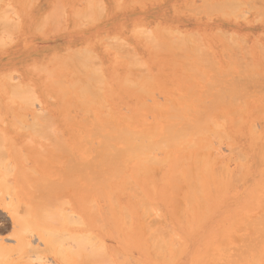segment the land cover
<instances>
[{
	"label": "rangeland",
	"instance_id": "rangeland-1",
	"mask_svg": "<svg viewBox=\"0 0 264 264\" xmlns=\"http://www.w3.org/2000/svg\"><path fill=\"white\" fill-rule=\"evenodd\" d=\"M95 1H96L97 6H95ZM117 1H119V2H117ZM202 1L203 0H121V1L120 0H91V2H90V0L89 1L88 0H75V1L74 0H32V1L31 0H5V1L0 0V11H1L0 16L5 12H7V14H5V15L8 16V17H5L6 20H3L5 18H3L4 15L2 16V18H3L2 20L5 21V27L6 28L4 27V25H2L4 22H1L2 20H0V36H2V37H0V39L3 38L2 41L0 42V131H1L0 137H1L2 133H3L2 137L5 136V139L3 138L2 142H4L3 140H6V138H8L7 141L4 142V144H2V142L0 140V146L3 145L0 148L1 150L3 149L2 151L0 150V152H1L0 155H2L5 152L4 154L6 156L5 155L4 156L7 159V160H5V157H3V155L0 156V163H2L3 161H7V162H11L12 166L10 163L8 164L7 162H4V163H6L5 167H7V169L4 168V166H3L4 163L2 165L1 164L0 165L2 166V169L4 168L3 170L6 172L10 171L12 168L15 167L13 170L10 171L12 174L9 172H7V173L5 172V174H4V171L0 168V173H1L0 174L1 175L0 180H3V182H4V183H2V185L0 184V192L2 191L1 192L2 196L0 195V237L9 239L10 241H8V240L5 241L7 244H10V245L16 244L14 242L15 238H16L14 235L16 229H15V225L13 224V221L11 220V216L13 213H11L12 209L10 208L11 209L10 210L9 207H12V205L14 203L17 204L14 209H16L18 207L17 208L18 210L16 209L17 211L16 210L15 211L18 212L20 210L21 212L19 211L18 213L22 214L23 212L25 213V211H23V210H26V211L28 210V209H26L27 204H29L28 201L30 199H31L30 201H32V200L37 198L36 201H34L37 204L36 206H38V205L41 206L45 210V213L53 214V212H57V210H59L58 213L61 212V214H62V215H60L61 219H62V216L64 217L62 219L63 223H65L64 220H66L65 219L66 217L64 215L65 214L64 211L66 212V215H67L68 210H69L70 214H72L71 212H72V210H74L73 214L79 215L82 218V219L79 218L80 221L83 220L84 222H82V221L81 222H82V224H84V223L85 224L82 225L79 221L78 223H80L81 225H79L77 222H76L77 223V225H76L75 223L72 222L73 221L72 219L70 220L68 218L69 221L66 220L67 224H64L61 227L64 228V230L66 229L68 231L71 229L72 232L73 231H74V233L77 232V234H82L84 232L83 234H85V233H86V235L88 234L87 236L89 238L92 237V235L89 236V234H93V237L94 236L97 237L96 238L97 242L93 241V239H92V241H93L92 244H94V243L98 244V241L99 242L102 241L103 243H105L104 247L101 246V248H104L103 252L104 253L107 252V254L112 258L110 260L108 258L109 256L105 257L106 259L108 258L107 261L109 263L112 262V264L114 263L113 261H115L114 264H122V263H120L121 261L118 259H123L122 260L123 262L125 260L129 259L127 261L131 262L130 264H133V262H136L135 264H216L218 261H219V263L222 262L221 264H223L225 261L224 259H226L228 257L227 255L232 254L230 256V257H232L238 248L239 249L236 251L237 253H239V252L241 253V251L242 252L247 251L249 253L250 251H248V250L251 249L249 257L251 256V254L254 253V251L256 249L252 253V247L250 245H249L250 247L247 245L249 244L250 241L251 242H257L258 238L256 236H254L255 233L253 231L258 230L260 228V226L262 227L264 225V223H262L263 225L259 224V222H261L260 215H262V213H264L263 212V210H264V208H263L264 207V118H263L264 117V109H263L264 108V102H262V100H264V97H262V96H264V89H263L264 86H260V85H264V82H263L264 81V52L261 53L262 52L261 48L263 47L262 49H264V13H262V12H264V9H263L264 1L259 0L263 3L262 4L260 2V4H261L260 5L258 3L259 2L258 0H255V1H253V0H235V2L236 1L240 2V3H238L239 5L237 4V6H240V7H236V5H235L236 10H234L235 9L234 7L231 8L230 6H226V5H225V7H228V8L230 7V8L227 9V8L223 7L224 8L223 9L220 7H216V6H219L220 2L223 5L225 3V0H204V1H206V4L204 1L203 2ZM228 1H229V3L232 2V0H227V2H226L227 5L229 4ZM243 1H244V3H242ZM249 1L253 2L252 3L253 7L256 6L254 9L252 8V5ZM100 2L102 4H99ZM216 2L218 4H216ZM256 2L258 4H256ZM91 3L95 7H93L91 5ZM57 4H58V6H57ZM87 4H88V6H87ZM211 4L212 5L215 4L216 8L214 6H212ZM241 4H242V6H241ZM248 4L251 8L248 6ZM7 5L8 6L11 5L12 10ZM60 5L64 7L63 8L64 10H62V13H61L62 7ZM98 5H100V6H98ZM260 6H261V9H260ZM56 7L57 8L60 7L59 8L60 11L56 10V12H55L54 10L57 9ZM88 7H91V8H88ZM207 7L208 8L211 7V9H207ZM103 8H104V10H103ZM195 8L196 9L199 8L197 10L198 11L202 10V11L198 12ZM91 9H93V11H91ZM189 9H191V11ZM192 9H193V11H192ZM206 9H207V11L216 9L215 11L218 10V12H214V10H213V13L210 11L211 14H207L210 12H207ZM102 10H103V13H102V15H100ZM222 10L225 11L224 13H226V12L227 13L223 14ZM233 10H234V13L236 14V16L232 12ZM256 10L258 12H256ZM49 11L54 12V13H52L53 14L52 16H51V12H49ZM77 11L78 12L80 11L79 13H81L82 15L81 14L78 15ZM238 11H240V12H238ZM260 11H261V13H259ZM59 12L62 15L61 18H60L61 15L59 16ZM92 12H93V17L90 14ZM87 13L89 14L88 16H89V20L91 22L88 20ZM196 13H198V14H196ZM229 13H232V14H229ZM244 13L245 14L248 13V14L243 15V17H242V14H244ZM261 14H263V16ZM259 15H261V16H259ZM52 17H54V18L57 17V18H56V20L54 19V21H50V20H52ZM83 17H86V18L84 19ZM260 17H261V19H260ZM58 18H60V19H58ZM7 19H9L10 21L8 22ZM92 19H94V20L96 19L97 21H93ZM256 19H258V21ZM12 20L14 21V23H16L17 21L18 22L14 25V24H12L13 23ZM58 20L62 24H60V22H58ZM80 20H81V22H80ZM44 21H46V22L48 21L47 24L45 22V26L43 25ZM56 23L59 24L58 28H57ZM54 24H56V27ZM7 25H8V27H7ZM13 25L17 29H15L13 27ZM156 26L158 29L160 28L159 30H161V31L157 30ZM3 27L10 31V32H7V30H6L7 34H9L10 36L7 35L6 32L2 33V29H3V31L5 30ZM141 27H142V29H141ZM40 28H42V29H40ZM139 28L141 31H138ZM143 28H145L146 30ZM24 29H25V31H24ZM111 29H113V30H111ZM148 29H150L151 31L150 30L148 31ZM54 30H56V31H54ZM153 30H155V31H153ZM174 30H177V31H174ZM11 31L13 33V36H12ZM172 31H174V32H172ZM177 32L180 33V35H178ZM195 32H196V34H199L200 36H197V35L195 36V34H194ZM224 32L226 34L227 33L228 34L226 35ZM153 33H155V34H153ZM151 34H153V36ZM164 34L166 36L168 34L169 36L165 37ZM181 34H183V35H181ZM229 34H231V35H229ZM28 35H29V37H28ZM188 35L189 36L192 35V38L191 37H189V38L186 37L187 39L184 38L185 40L184 39L183 40L186 43H184V42H182V43H184L185 46L184 45L181 46V44H180L181 41L179 42L178 40H179V38H181L180 40H182V37H179V36L185 37ZM224 35H226V37H224ZM6 36H9V38H6ZM149 36H151V37H149ZM114 37H116L115 39L118 38L117 42H115L116 44L114 43V41H115V39H113ZM147 37H149V38H147ZM152 37L155 38V39H153L154 41H151L152 44L155 41L159 42L161 45L164 44V46L163 45L161 46V45L156 43V47H158V49L160 48V46L161 47L168 46V47H165V49L170 48L172 50L168 51L170 49H166L167 50L166 51L164 48H160L161 50L160 49L154 50V48H156V47H154L155 45H152L151 43H149V39L152 40ZM193 37H194V39H193ZM230 37H231L230 40L233 41L232 44H231V41H230V43L228 41ZM11 38L14 41H12ZM177 38H178V40H177ZM199 38L201 39L202 42H200V41H199V43H198V41L195 42L196 40H200ZM225 38H228V39L226 40ZM242 38L245 41H242ZM119 39H121V40L123 39L122 44L124 43V41L127 42L128 46H130V47H127L126 43L124 45L128 49H130V50L132 49V50L130 51L127 48L125 49L124 45H122V46H124V49H121L123 47H121V48L119 47V45L121 46V40L119 41ZM147 39H148V41H147ZM3 40H6V41H4V43H3ZM9 40L11 43H9ZM173 40H175V41H173ZM178 42H179V44H178ZM108 44L109 45L111 44L112 48ZM177 44H178V46H177ZM238 44H239V46H238ZM157 45H159V46H157ZM195 45H198L197 48H194ZM232 45L235 47H233ZM114 46L115 47L117 46L119 48H115ZM201 46L203 48V51L205 49L206 52H208L207 54H205V51H204V53L199 54V51H197V49L201 48ZM246 46L248 47V49ZM260 46H261V48H259ZM113 47H114V49H113ZM225 47L226 48L228 47L227 50ZM183 48L186 50V52ZM234 48H239V50L234 49ZM82 49H87V50L91 51L92 53H94L95 55L92 54L91 52L87 53L86 50H82ZM116 49L126 50L128 55H129V53H131V55L134 56V58L132 57L133 61L132 60L130 61L131 58L127 57L128 55L124 51L123 52L125 54L122 51L121 52L116 51ZM181 50L183 53L181 52ZM192 50H194V51H192ZM195 50L197 51V53ZM201 50H200V52H202ZM244 50H246V52ZM83 51H86L84 53L92 54V57H91V55H90V57L92 60L94 59L93 60L94 62L98 63L99 61H101L100 62L101 66L99 67L100 68L99 70H101L100 72L104 76L102 78V77H100L101 76V74H100V76H99L100 79L97 76H95L96 78H98L97 80H99V81L95 82L96 79L93 78L94 75H91V73H90V72L93 73L94 70H95L94 73L96 71L99 72L98 68H97V70L94 68V67H96V66H94L95 64L98 66H99V64H97V63L94 64V62L91 61L90 57H89V59H87V61L85 60L86 63L83 64L82 61L84 59H86V57H84V59L81 58L82 55L85 56L82 53ZM173 51H174V53H173ZM221 51L223 52V54L221 53ZM132 52H135L137 55L135 53H134L135 54L134 55ZM231 52L233 55L231 54ZM238 52H240V53H238ZM247 52L249 55L247 54ZM75 53H77V54H75ZM179 53H180V55H179ZM194 53L197 54L198 58L193 57ZM182 54H183V56L186 55L185 57L187 58L186 59L187 62L185 61L184 57H183L184 60L182 57H180ZM209 54L211 56V60H214V61L217 60L215 62L213 61L214 63L217 62V66L219 65L217 67L216 64H213V67L216 66V70L213 69V67L209 68L210 65L208 64V66H207V63L205 65V61L203 60V58L209 60L210 59ZM31 55H33V56H31ZM80 55H81V57H80ZM96 55H97V57H96ZM235 55H237V57H239L238 61H237ZM121 56H125V57H121ZM136 56H139V57L137 58ZM187 56H190V57H187ZM194 56H196V55H194ZM206 56H208V57L206 58ZM231 56L232 57L234 56V58H232ZM240 57H241V64H242V62H243V64L246 63L245 64L246 66L244 65V68H246V70H248L250 73L244 69L242 71H246V73L248 75H250V74L252 75V73H255V74L259 73L258 75L254 74L256 78L254 76H252L253 79L254 78L255 79L254 80L250 79L249 82L252 80L250 83L246 82V81H248V79L246 78L247 77L246 73H245L246 76L243 77L244 72H242V71L239 72V69L241 67V64L239 63ZM66 58H68V59H66ZM122 58L123 59L125 58V59L123 60ZM139 58L141 59V61ZM173 58H175V60L177 62ZM227 58H229V59H227ZM28 59H30V60H28ZM78 59L81 60L82 64L78 61ZM95 59H97V60L95 61ZM201 59L203 61H201ZM251 59H252V61H250ZM72 60H73V62H72ZM134 60H136V61H134ZM173 60L176 64L173 62ZM188 60H189L190 64H188L189 63ZM211 60H209V62H212ZM248 60H249V62H248ZM129 61L133 62V63H131V65H129V63H130ZM194 61H196V62H194ZM231 61H233V62H231ZM78 62L80 64H78ZM191 62H193V63H191ZM198 62L199 63L201 62L200 63L201 66ZM206 62H208V61H206ZM12 63H13V65H12ZM137 63H138V65L140 63V66H138ZM194 63H196V64L198 63L199 65L197 64L198 65L197 66ZM249 63L252 64L254 68L249 67V65H250ZM67 64H69V65H67ZM133 64L135 66H133ZM177 64H179V65H177ZM238 64H240V65H238ZM243 64H242V66H243ZM143 65L144 66L146 65V67H147V72L145 69L146 67L144 68L145 73H143V71H142L144 69L140 70L141 68H143ZM229 65L233 66V67H231L229 69V67H228ZM41 66H42V68H41ZM136 66H138V68ZM194 66H197V69L194 70L193 69ZM199 66L202 68H200ZM237 66H239V67H237ZM256 66L259 67V69H257ZM190 67L194 71L191 69H188ZM34 68H35V70H34ZM36 68H37V70H36ZM43 68H46V69H43ZM184 68H185V71H183ZM204 68L207 69L206 71H208V72H206ZM208 68L211 70H208ZM249 68H250V70H252V68L254 70L256 69L255 70L256 72H253V70L250 71ZM41 69L44 71H42ZM90 69L93 71H91ZM130 69L133 72L130 71ZM219 69H221V70H219ZM18 70H23V72H26L28 74V75L25 74V76H24L25 80L24 81L22 78V74H20L18 72ZM39 70H41V72H43V73H41ZM197 70H199L200 74L203 73L205 76L207 75L206 77L203 76L206 78V79L203 78L204 82H201L202 80L200 79V77L202 75L198 76L197 75L198 72H195ZM226 70H227V72H226ZM187 71H188V73H187ZM189 71H190V73H189ZM191 71H193V72H191ZM216 71H219V73ZM222 71H224L223 72L224 76L221 75ZM261 71H263V72L260 73ZM148 72H149V74H148ZM215 73L217 75L218 74L221 75L222 79H225V80L219 79V81H216L215 83H213L214 79L217 80L213 76ZM227 73L228 74L231 73V75L232 74L233 75L230 76V74L228 75ZM63 74H64V77H62ZM144 74L148 75V77L152 80L148 79L147 76ZM236 74H237V76L242 77L241 82L243 84L241 82L239 83L240 79L239 80L237 79ZM260 74H263V77H261L262 75H260ZM48 75H50V76L48 77ZM73 75H75V76H73ZM217 75H215V76H217ZM251 75H250V77L248 76V78H252ZM138 76H139V78H138ZM144 76L148 79V81L150 82V85H148L149 82L146 81V78ZM191 76H192V78H189ZM210 76H211V78H210ZM218 76H217V78H221V76H219V77ZM234 76H236V78ZM257 76H259V77L257 78ZM15 77H17V78H15ZM233 77L236 80H234ZM13 78H15V79H13ZM83 78H84L85 82H83ZM126 78L128 81H126ZM188 78H189V80H187ZM243 78H246L247 80L246 79L243 80ZM11 79L13 81H11ZM101 79H104V80H101ZM192 79L194 80L193 82H192ZM211 79H212V81H211ZM259 79H260V81H259ZM15 80H16V82H14ZM60 80H61V82L62 81L65 82L64 83L65 85L62 84L61 82H59ZM100 80L103 82H100ZM124 80H125L126 84L124 83ZM153 80H155V81L153 82ZM220 80H222V82L226 81L225 85H226L227 89L225 88V85H223L220 82ZM233 80L235 82H233ZM17 81H21V82H19V85L21 84V87H24L22 85H28V86H31L32 89L35 88L37 90L38 95H39L38 97H40V98H37L38 100L40 99L39 103L37 102L36 99H34V100H36L35 104L38 103L40 106L38 104L34 105V100H33V105L31 103H29V105H27L28 101L32 102V100H27V104H26L25 99H27V98H24L23 97L24 95L22 96L23 98L21 97V95L19 96V97H21V99H23V101L21 99L17 98L18 97L17 96L18 91L15 92V90H19V88H18L19 86L17 87V85H18ZM55 81H56V83H55ZM75 81L76 82L78 81L77 82L78 85H76ZM190 81L192 84L190 83ZM210 81H211V83H213V85H215V84L217 86L220 85V87L223 86L224 88L213 86L215 88L214 89L213 87L208 85L210 83ZM98 82L100 83V85ZM127 82L130 85H132L131 82H133L134 86L132 85V87H129L130 85H127ZM137 82H139V83H137ZM146 82H148V84ZM151 82L153 83V87H152ZM14 83H15V85L16 84L17 85L15 86ZM58 83H60L61 85ZM73 83H75V84H73ZM84 83H86L88 85V87H87L88 91H90L91 88H94V90L92 89L93 91L98 90L97 92H99V94L96 95L98 97L94 96V98H91V97H93V96H91V94H92L91 92H93V91H90L91 94L88 92L86 93ZM101 83H103V84H101ZM226 83L227 84L229 83V84L227 85ZM235 83L237 84L236 87H234ZM251 83H253V84L255 83L254 84L255 86L253 84L250 85ZM12 84L14 85V87H17L18 89L13 88ZM258 84H260V85H258ZM70 85H73L74 89ZM87 85H85V86H87ZM94 85H97V86L95 87ZM135 85H137V86H135ZM193 85H196V87H194ZM198 85H199V87L197 88ZM238 85H239V87L242 86V88L245 89V90H243L242 88H240V91L237 90L241 93H244L243 95H241V97H243L247 93L244 96L245 98L243 97V99L241 97H235L236 96L235 94L239 93L236 91ZM243 85H246L247 89H246V87H243ZM65 86H66V88H65ZM81 86H83L82 88H83V90H85L84 94H83L84 99L81 98L82 97L81 95H79V94H81L80 92H83V91H79V89L81 90ZM192 86L194 87V89ZM250 86H254V87L251 88ZM61 87H62V89L64 88V90L65 89H67V90L66 91L61 90L60 89ZM209 87L213 88L211 90L209 89L210 93L208 92ZM232 87H234V89H233L234 92L236 91L237 93H233L234 97L231 96L232 93L230 96L232 97V99L235 98V99H237V101H240V102L236 103L237 101L233 99L234 101H236L235 102L236 105L233 103V101H231L232 99L230 98L229 95H227L228 96V99H227L226 95H224L222 93V91H220V89H223V92H224V89H225V91L228 92V91H230L229 89H231ZM11 88L13 90L15 89L13 92H15L16 95L13 94V92L11 91L12 90ZM26 88H27V86H25V90L27 91ZM99 88H101V90H99ZM183 88H185V89H183ZM218 88H220V89L218 90ZM21 89H23V88H21ZM21 89H20L19 93L22 92ZM139 89H141V90H139ZM189 89L192 91V93H191V91L188 92ZM249 89H250L251 93H253V94H251L249 92ZM25 90L23 89L24 92H25ZM60 90H61V92L59 93ZM195 90L198 91L197 94H196ZM204 90H206L205 91L206 96L204 94H202V92H204ZM142 91H143V93H142ZM256 91H257V93H256ZM10 92L15 96L14 98ZM146 92H147V94H144ZM211 92L212 93L216 92L217 94L222 93L220 96L223 95L225 98L224 99L225 101H223L222 98H221L222 99L221 101H219L220 99H218V102L215 100L217 103L215 101H212V99L213 100L216 99L215 98L216 96L214 94L215 97H212ZM29 93H32V92H29ZM29 93H28V95H29ZM73 93L76 94V96ZM153 93H154V95H153ZM10 94L12 95V97ZM65 94H66V96H65ZM95 94H97V93H95ZM28 95H26V96L28 97ZM187 95H188V97H186ZM197 95L199 97H197ZM248 95H251V96L249 97ZM204 96L207 98L206 99L207 103L211 99L210 101H212V104H213L212 107H211V104L206 105V102L204 100L205 99ZM238 96H240V95L238 94ZM179 97H180V99H179ZM189 97L191 100L187 101L188 100L187 98H189ZM101 98H103V99L105 98V100L102 101ZM172 98L174 99V101L172 100ZM183 98H184L185 102L183 101ZM195 98H197L198 100H196ZM217 98H220V97L217 96ZM99 99H101V100H99ZM11 100H13L12 102H15V103L12 104ZM18 100H20L24 103L19 102ZM84 100H85V103L83 102ZM88 100H89V102H87ZM203 100L205 102L204 104L201 103V102H203ZM90 101H91V103H90ZM169 101H171V102H169ZM243 101H245V103H246L245 105L243 103L245 109H243L242 104H241L242 106L239 105ZM104 102L105 103L107 102V103L105 104ZM221 102L225 103L227 106L225 104H221ZM227 102L229 105L227 104ZM230 102L235 108L231 106ZM20 103H21V106H20ZM83 103H84V105H83ZM200 103H201V105H200ZM218 103H220L219 106H218ZM67 104H69V105H67ZM173 104H175V106ZM191 104H194V105H191ZM256 104H258V105H256ZM171 105L174 106V107L172 106V109H170ZM186 105H188L190 109H192V107H193V109L187 110L189 108ZM208 105L210 108H212V110H210L211 113L216 112V110L220 107L224 108V109L226 108L225 110L219 109V111L225 115H223L222 113H219V111H217L218 114L214 113L213 118L215 120L213 119V123H212L213 125L211 124V128H212L211 131L213 132V131L217 130V127H216L217 125L220 126L216 132H217V134H218V132L219 133L222 132L221 134L225 133L226 139H225V137H219V136L217 137V135H215V133H212V132H210V135H211L210 136L209 135L210 130H209L208 132H206L202 136L199 135V138L202 140H205V138H206V141L209 140L208 144L211 141H213V139H216L217 141L214 140L215 142H213V143L211 142L209 144L210 148L205 149L204 141H202V140L199 141L200 139H196V137L193 138L195 141L193 139L192 140H193V144H194V142L196 144L198 142V146L193 147V148H192V146H194L195 144L192 145L191 148H190V146L189 147L186 146V145H188L186 143L189 140L187 142L183 143L185 145L182 144V146L181 145L179 146L177 144L178 146L176 145L173 147H169V150L167 148L168 146L164 147V148L157 151L158 154L161 151L158 156H160L159 158H164L163 163H159L156 161L154 163H151L152 165L151 164L148 165V164H141L139 162L141 164L140 169L142 168V170H144V171L149 170L148 171L149 175L143 174V172L141 170L142 175L138 173L139 175H141V177L139 176V180H138V177L136 179L134 172L132 170V169L137 170V167H139V165H140L139 164L137 166L135 164V163L138 164V161L136 160L135 157L134 158L131 157L128 161L126 160L127 157H126V159L124 158L126 161L122 158L123 161H121V163L113 161V162H115V163H112L113 165L114 164L119 165V167L115 165V168H117V170L121 169L123 171V173H121V170H119L120 174H115V172H114L113 174H115V175H113V174L110 175L111 174L110 171L112 170V168L110 169V171H106V169H105L106 167L104 168V165H106V162L103 163L104 161H102V164H104V165H102L103 167H101V165H99V164H101V161H99L97 159L98 155H100L102 153L101 149L104 146L103 147L101 146L102 148L100 147L101 149L99 151H101V153L100 152H94V151H91V152L85 151L87 148L86 146L89 147V145H90L89 143H91V146H92V144L95 142H97V144L102 143L103 137L105 140V134H104V136L102 135V137H101V135L98 138L95 137L94 140L92 138L93 141L90 139L91 137L89 134L96 132L95 131L96 126H97V128H98V126L100 127V128H98L97 131H99V130L101 131L102 128L105 125H107L108 127L107 126H105V127L108 130L104 129L105 127L103 129L105 130L104 131L105 133L110 131V132H108L110 134L107 133L108 136L109 135L115 136L116 133L120 132L118 130H117L118 132H115V128H119V130L121 128V130H122V127H126L125 130L128 128L129 130L130 129L134 130L133 132H136V131L139 132L142 130L144 131L145 128L151 129L150 126L153 127L154 125L157 127H160V128H157L158 130L156 129V131L157 132L160 131V134H161L163 132L164 125H167V124L169 125V123L170 124L174 123V125H175V122L177 123L179 121L178 123H180V120L183 121V119L181 118L183 113L182 114L180 113L181 114L180 115L177 110H179L181 112L182 111L184 112V110H185L184 118L185 117L187 118L188 113H190L188 116L190 118H193V116L194 117L198 116V113H197V115L193 114V113H195L196 109L201 108L205 111L204 108L205 107L207 108ZM12 106H13V109H12ZM196 106H198V107H196ZM223 106H226V107H223ZM261 106H263V107H261ZM36 107H38V109ZM260 107H261V111L263 110V112L259 113ZM105 108H109V110H107ZM180 108H181V110H180ZM239 108H240V111H239ZM255 108H258V110ZM155 109L158 110V112ZM201 109L199 111H201ZM213 109H215V110L213 111ZM234 109H238V112H239L238 114L241 116L233 115L235 112L232 113V111H236ZM36 110H38L39 112ZM87 110L88 111L90 110L91 113L89 111V114H87ZM151 110H152V112H150ZM153 110H155V111L153 112ZM175 110L177 113L175 112ZM186 110L188 113L186 112ZM206 110H208V108ZM241 110L244 111L245 113L241 114V112H242ZM42 111H43L44 115H43ZM45 111H47V112H45ZM71 111H73V112H71ZM40 112H41V114H40ZM38 113L41 116H39ZM45 113H47V114H45ZM68 113H69V115H68ZM107 113H108V116H107ZM11 114H13L14 117ZM35 114H37L38 116ZM103 114H105V115H103ZM172 114H176L175 117H178L177 114L180 115L181 117L180 116L179 117L181 119L179 117L175 118L174 115L172 116ZM45 115H46V117H45ZM48 115H50L52 117L49 116V118H47ZM77 115H79L81 118ZM169 115H171L170 119L168 117ZM191 115H193V116H191ZM218 115L222 116L224 119H222V117H220V116H219L220 117L219 118ZM43 116H44V118H43ZM73 116L76 118H74ZM87 116L89 119H87ZM53 117H54V119H53ZM69 117H71L72 119L74 118V119L72 120ZM217 117L219 119H217ZM240 117H241V119H239ZM24 118H26V119H24ZM41 118L43 120H41ZM45 118H46V121L44 122ZM50 118H52V119L50 120ZM67 118H69L71 120H69ZM94 118H96V119L94 120ZM110 118H111V120H113V118H114V120H113L114 122L111 120H108ZM190 118H187V119L190 120ZM15 119L19 120L20 124L23 123V125H21V127L23 126L22 128H20V124ZM47 119L49 120V123H48ZM115 119H116L118 125L116 124ZM195 119L193 118V119H191V121L195 120ZM237 119H239L241 121H236ZM31 121H33L34 123ZM107 121H108V123H107ZM38 122H39V124H38ZM183 122L185 123V121H183ZM183 122H182V124H184ZM215 122H217L216 126L214 125ZM31 123H33L34 126L37 124H38V126L39 125L40 126L39 127L37 126V129H36V126L35 127L31 126ZM46 123H48V126H50L52 124L50 126L51 130L47 129ZM53 123L55 124L54 127H52L54 125ZM44 124H46V125H44ZM112 124L113 125L115 124V126H117L115 128L113 127L114 128V132H113L114 134H111L112 129L110 130V126ZM235 124H237V125H235ZM177 125H180V124H177ZM221 125H223V126L221 127ZM101 126H102V128H101ZM180 126H182V125H180ZM24 127H25V129H24ZM32 127H33V129H31ZM41 127H44L45 129L44 128L42 129ZM93 127H94V129H93ZM165 127L167 128V126H165ZM250 128H251V130H250ZM39 129H42V130H39ZM85 129H87V130L90 129L89 131H93V132H89ZM128 129L126 131H128ZM154 129H155V127H154ZM253 129H255V130H253ZM37 131H39V132L36 133ZM86 131L89 134L86 133ZM149 131H151V130H149ZM46 132H47V136H45ZM49 132L51 133V135ZM104 132H103V130L101 131V133H104ZM48 133H49V135H48ZM96 134L94 136H97ZM221 134H220V136H222ZM54 135L57 138V140H59V141H60V135H61V137H63L62 142L63 143L65 142L64 143L65 146H64V144H62L63 145L62 146L61 144H57V143H54V145H52L53 143L51 144V142L57 141V140H53L51 138V137H54ZM85 135L88 136L86 139H90L91 142H88L86 144L85 142H87L89 140H85V141L82 140V139H84V137H86ZM91 135H92V137H94L93 134H91ZM108 136H106V137H108ZM158 136H156L157 139H158ZM30 137H31V139H30ZM44 137L45 138L49 137L52 140H50V139L48 140V138H46V140H45ZM100 137L102 138L101 140H100ZM202 137H204V139ZM227 137L229 139H227ZM110 138H109V141H110ZM11 140H13V141H11ZM27 140H29V141H27ZM112 140L114 141L113 137H112ZM81 141L84 144V147H82L81 144L78 145L79 143H77V142L81 143ZM98 141H99V143H98ZM113 141H111V142H113ZM29 142H32V143H29ZM218 142H219V144H218ZM115 143L116 144H114V145H117L115 148H119V147L122 148V146H123L122 143H120V142L117 143V141ZM211 144H212V146H210ZM39 145L41 146V148H44V149H41L39 147ZM59 145L61 147H58ZM100 145H102V144H100ZM111 145L113 146V144H111ZM189 145H191V144L189 143ZM201 145H203V146H201ZM205 145H206V143H205ZM218 145H220L221 150L219 149L220 147ZM12 146L15 148H13ZM94 146H95L94 150L97 151L98 149L96 147L98 145L96 146L94 144L92 147H89L90 150H91V148L93 149ZM99 146H98V148H99ZM207 146L208 145H206V147ZM55 147H58V149L59 148L60 149L57 151V149H55ZM178 147H179V149H178ZM236 147L239 149L236 150ZM64 148L66 150H63ZM67 148H70V151L68 152L69 154L71 153V150H72V152H75V153H72V156L74 155L73 157L75 158V160H77L78 158L76 159V157L79 156V159H78L79 162L75 161V163L78 162L81 164H86L89 162L91 164L90 165L91 169L89 168L87 170L89 173L91 171V173L89 174L90 177L88 175H86L89 177L88 181L86 179L87 177L81 178V176L76 175V176H78V178H77L75 175H73L74 177L71 175L69 169H71L74 166V164L72 166V163H71V162H74V159L71 162L67 163L69 161L68 159L71 157V154L69 156L66 153L68 151ZM164 149H165V151H168L167 154H166V152L163 151ZM184 149L185 150L187 149V150L184 151ZM218 149L220 151H218ZM229 149H230V151L232 150L231 153H230ZM41 150L42 151L44 150L43 153ZM180 150H183V151H180ZM216 150L221 155V157H219V154L217 153ZM228 151H229V153H228ZM236 151L240 152V154L242 153V157L245 156L244 157L245 159L243 158L241 160L242 157L239 156L240 154ZM6 152H7V154H6ZM157 152H156V155H157ZM200 152H202L203 156ZM25 153H26V156L24 155ZM44 153H46V154L44 155ZM40 155H42V156H40ZM61 155H62V157H61ZM165 155L166 156L168 155V157H169V158L167 157V160L165 159L166 158ZM23 156H25L27 159L24 158ZM183 156L186 157L185 162H183L185 160L183 158ZM229 156L233 160L230 161ZM1 157H3L2 162H1ZM44 157L47 159H45ZM197 157L199 159H197ZM238 157H240V158H238ZM53 158H54V160H52ZM86 158H88V159H86ZM24 159H25V161H24ZM234 159L235 160L238 159V160L235 161ZM28 160H30V161H28ZM80 160L83 162L84 161L85 162L87 161V162L83 163ZM160 160H162V159H160ZM187 160H189V161H187ZM208 160H210V161H208ZM177 161H178V163H177ZM29 162H30V164H29ZM95 162H96V166L94 164ZM97 162H98V164H97ZM195 162H197V163H195ZM109 163H110V161L108 162V165H109ZM206 163H208V164L206 165ZM218 163L220 164V167L222 170L227 171L226 168H228V170H229V171L225 172L224 176H223V173H221V172H220L221 174L219 173V170L217 172H215V171L213 172V170H216L219 167V166L217 167V165H219ZM222 163H224V165H222ZM7 164H8V166H6ZM13 164H15V166ZM62 164H64V165H62ZM175 164H178L179 166L175 165ZM65 165L67 166V168ZM120 165H123V167H125V168L122 167L123 168L122 169L120 167ZM144 165H146V168L149 166L148 167L149 169L148 168L143 169ZM204 165H206V166L204 167ZM221 165L224 166V169L222 168ZM9 166H10V168H9ZM185 167H186V169L184 170ZM238 167H239V169L241 167L242 168L244 167V168L239 171ZM102 168H104L103 171H105L106 174L108 175L107 176L108 180H105V179H107L106 177L104 180H102V181H104L103 183L105 185H108L106 187L102 183V181H99V180H101V177H100L101 175H99V174L103 173V172H101ZM152 168H154L155 171ZM208 168H209V170H208ZM61 169H62V171H61ZM107 169L109 170V168H107ZM114 169L112 170V172L114 171ZM221 169H220V171H221ZM33 170H35L34 172H36V174L33 173ZM98 171H100V172H98ZM138 171H140V170L138 169ZM206 171H207V173H206ZM210 171H212V172L208 173ZM224 171H222V172H224ZM62 172H63V174H62ZM65 172H66V174H64ZM97 172L99 173L98 176H96ZM105 172L103 174H105ZM232 172H233V174H232ZM8 173H9V176H5V178H4L3 176L8 174ZM92 173H94V174H92ZM185 173H190V174H185ZM195 173H197V174H195ZM212 173H214V174L218 173L217 175H220V177L222 175L223 177H221L222 179H220L218 176V179H217L215 177L217 175L214 176V174H212ZM238 173H240V174H238ZM106 174H105V176H106ZM135 174L137 176L136 172H135ZM182 174H183V176H182ZM194 174H195V176H193ZM234 174L237 177L240 175L241 179L239 176V178H237L239 180H237L236 177L232 176ZM236 174H238V175H236ZM91 175H95V176H93V179L95 178L94 180L92 179L93 181H90V179L92 177ZM126 176H128V178ZM148 176L150 177L149 180H151V181H148ZM198 176H199V178H198ZM227 176H228V179H227ZM40 177H41V179H40ZM67 177L69 178V180H67L68 179ZM129 177H131V179ZM157 177H158V179H157ZM10 178L12 181H10ZM71 178L73 181L70 182ZM103 178H104V176H103ZM195 178L197 180H195ZM83 179L84 180L86 179V180L84 181ZM234 179H236V181ZM42 180H46L47 182L43 183ZM95 180H96V182L98 181L100 185L98 184V182L96 183ZM231 180H232V182L235 181L234 184H232V182L231 183L229 182ZM7 181L9 183L6 184L7 186L5 185V188H4L3 185L5 183H7ZM25 181H26V185H24ZM35 181H37V182H35ZM52 181H53V183H52ZM56 181L58 183L57 185L54 184V182H56ZM198 181H199V185L197 183ZM215 181H217V182H215ZM39 182H41V183H39ZM68 182H70V184ZM79 182H80V184L82 183V185L78 184ZM89 182H91V183H89ZM173 182H174V184H173L174 186H172ZM0 183H1V181H0ZM125 183H128V184H125ZM133 183L136 185H133ZM177 183H178V185H177ZM191 183H193V184H191ZM222 183H223V185H222ZM10 184H12L13 188L15 189V191L13 190L15 193L14 192L11 193L12 188H10L11 187ZM30 184H32V185L35 184L34 185L35 187L30 185ZM53 184H54V187H53ZM116 184H117V186H116ZM129 184H131V185H129ZM149 184H150V186H149ZM151 184L153 185L152 186L153 188H151ZM8 185H9V189H7ZM50 185L53 188H50L49 187ZM71 185H72V187H71ZM98 185H99V187H98ZM234 185H235V187H234ZM58 186H59V189H58ZM131 186H133L132 188H134V189H132ZM135 186L140 187V188L137 187L139 190L138 189L136 190ZM178 186H179V188H178ZM183 186H184V188H183ZM66 187H69V188H66ZM86 187L88 189H86ZM92 187H93V189H92ZM211 187L214 189L212 190ZM37 188H39L38 191L36 190ZM60 188L62 189V193L57 191V190H60ZM170 188H172V189H170ZM190 188H192V189L194 188L196 190H194V189L191 190ZM201 188H203V194L201 193L202 196L199 195L200 194L199 191ZM51 189H53V190L55 189L56 193H54ZM91 189H92V191H91ZM173 189H175V190H173ZM10 190H11V192H10ZM49 190L51 191L50 193L48 192ZM180 190H182V192ZM183 190H186V191H183ZM97 191H98V194H97ZM111 191L112 192L114 191V193H111ZM138 191H142L141 196H139L140 194L138 195L139 198L141 197L144 202H147L148 205L150 203V205H151V207L145 205L147 208H149L146 211H145L146 207L144 206V204H146V203H143V201H141L138 198V196H137L138 199L136 197H131V195L136 196L135 194ZM34 192L36 193V195H34ZM46 192H48V194L50 196L48 194H46ZM63 192L65 194V198L63 197L64 196ZM99 192L100 193L102 192L103 195L102 194L99 195L100 194ZM143 193H144V195H146V197L148 199H146L142 195ZM55 194H56V197H55ZM113 194L116 197L117 204L115 202V199H113V201L111 200L112 197H114ZM9 195H12V196L10 197ZM191 195H193V196L190 197ZM175 196L177 197L176 200H174ZM33 197H34V199H32ZM50 197L53 198L52 200H56V201L59 200L61 197V201L60 200H59V202L57 201L58 203L56 202V204L54 203V201H51L54 203V205L52 203L53 207L50 205L47 206V204L50 203V200H51ZM7 199L9 201H7ZM11 199H12V202H11ZM16 199L19 202L16 201ZM48 199H49V201H48ZM89 199H90V202H89ZM62 200L63 201L66 200V201H64L66 204H64L62 202ZM67 200L71 203L68 204ZM139 200H140V202H139ZM187 200L191 204L188 203ZM200 200H201V202H200ZM5 201L7 202V204ZM13 201H14V203H13ZM85 201L88 203H86ZM91 201L93 202V204ZM175 201H178V202H175ZM206 201H207V203H205ZM94 202L97 205L94 204ZM107 202H108V204H107ZM9 203H11V204L13 203V204L9 205ZM135 203H138L139 205L141 203H143V204L141 206H139L138 204H135ZM175 203H176V205H175ZM183 203H184V205H182ZM200 203H201V205H204V206H200ZM4 204L6 206H9V207H6ZM22 204H24V206L26 205V207L24 208V206H21ZM30 204H33V201ZM63 204L65 206H63ZM123 204H124V206H123ZM55 205H57V206H55ZM134 205H136V207ZM190 205L192 207H190ZM58 206H59V208H58ZM62 206L64 207L63 209H62ZM179 206H181V207H179ZM28 207L31 208V206H28ZM94 207H95V210H97L98 214H100L101 219L97 218L98 214L96 215L95 214L96 212L95 213L92 212V211H94ZM117 207H119V208H117ZM123 207H125L126 209L129 210L130 217L128 214L124 216L123 213L126 210L123 209ZM139 207H140V209H139ZM206 207H208V209H206ZM177 208L179 209V211ZM181 208H182L183 212H182ZM50 210H52V211H50ZM60 210H63V213ZM106 210H107V212H106ZM117 210L119 211V213L118 212L116 213ZM128 210H127V212H128ZM148 210H150L152 213H150V211H148ZM173 210L174 211L177 210L178 213H175L176 211L174 212ZM102 212H104L105 215H102ZM32 213H33V211H32ZM144 213H146V216L148 218L146 216H144L145 215ZM43 214H44V211L41 210V215H43ZM181 214H183V215H181ZM255 214L257 216H259L260 219ZM179 215H180V217H179ZM30 216H31V214H30ZM126 216H128L131 219V220L130 219L128 220V221H130L129 225H127V221L125 222V219H127V218H125ZM262 216H263L262 220L264 221V215H262ZM25 217H27V216H25ZM104 217H105L106 221H104ZM144 217H145V219H144ZM49 218H50V216H49ZM253 218H255V219H253ZM77 219L78 218H76V221H78ZM152 219H154V220H152ZM156 219H160V220H158V221H160L159 224H157L158 221L155 224ZM95 220H97V221H95ZM99 220L100 221L102 220L103 224H105V222H106L105 229L101 228L102 224H100L101 222ZM150 220L153 222H149ZM161 220H162V222H161ZM255 220H256V223H255ZM258 220H260V221H258ZM50 222H52V221H50ZM68 222H70V223H68ZM71 222H72V224H71ZM107 222L109 225L107 224ZM151 223L153 226L150 225ZM154 224H155V226H154ZM245 224H246V226H245ZM255 224H258L259 228L256 229L257 228V226H256L255 230H253L254 229L253 226H255ZM158 225L163 226V227H158L159 229L162 228L161 230H163V231L166 228V230L168 229L169 232H173V233H169L168 230L166 231V232H168V235H171L170 236L171 238H169V236L167 235L169 240H167L166 242H168V241H169L168 243L171 242L167 246V243L164 240V237H165V239H167L166 238L167 236H166L165 231L164 232L162 231L164 234V237L162 239L166 243V245L164 244L166 246V249L164 250L165 247L162 249L163 241L161 242L162 245L160 248L155 247L158 250L159 249H161V251L163 250L162 252L159 250L160 255L158 254L159 251L155 250V248L152 247L154 244L151 246V244H152L151 241L153 239L152 235H151L152 239H150V241H149L150 233L153 230H156L155 228ZM243 226H245V227L242 228ZM55 227H57V225ZM126 227H127V229L128 228H130V229L127 230ZM237 228H238V230H237ZM239 228H241L242 230ZM262 228H260L259 230H261ZM150 229H152V231ZM159 229H157V230L160 232L161 230H159ZM244 229H245V231H244ZM158 231H157V233H158ZM262 231H263V234H261ZM262 231H257V233L261 232V233H259L260 234L259 236H261L263 238L264 229ZM153 233L154 232H152L151 234H153ZM30 234L32 235V233H30ZM120 234H121V236H120ZM159 234L160 233H158V235ZM172 234H173V236L176 235L175 236V237H177V239L175 238L176 241H173L174 237L172 236ZM242 234H244V235H242ZM34 235L36 236V238H34ZM140 235L143 236L142 239H141ZM154 235L156 236L157 234H154ZM233 235H235V238ZM236 237L238 240L236 239ZM243 237H244V240H243ZM31 238L32 239L34 238V243H35L34 245L36 247L37 246L40 247L42 244L41 248L38 249L41 252L37 253L40 257L37 255V256H35L36 259H35V257L34 258L32 257V261H30L31 257L28 258L29 260L26 258H24L22 260L19 255H14L13 258L15 259L16 264H45V263L46 264H64V262L59 260L60 258H58V255L57 256L55 255V252H52V251L50 252V250H46V248H48L47 247L48 245L45 243V241L42 238H40V236L37 232H33V237L31 236ZM249 239H250V241L248 242ZM252 239L255 241H252ZM261 239H260V241H261ZM35 240H36V242H35ZM42 240H43V242H42ZM139 241H140V244H139ZM145 241L147 244L145 243ZM153 241L156 243L155 240H153ZM158 241L159 240H157V242ZM179 241L181 243H179ZM245 241L248 243H246ZM64 242L66 243L67 241H64ZM64 242H63V244L65 245ZM258 242H259V240H258ZM258 242L256 244L255 243L254 244L250 243V244H253V246L256 245V247L258 248L259 247L257 245ZM141 243L142 244L145 243L144 246H147V247H143V245ZM172 243H174V247L176 245V248H174V250H173ZM222 243H224V245H222ZM238 243H240V244H238ZM259 243L262 247H259L260 250H258V252L253 254V258H252L254 260L257 259L256 261L258 263H256V261L252 262L253 260L250 259L247 254H246L247 255L246 257H248L247 259L244 257V259H245L244 260L241 257L240 260H237L235 257L238 254H235V256H233L232 259L229 257L232 261L227 259L226 260L227 262H225V264H227V263L232 264L231 262H237L238 264H241V263L242 264H249V262H250V264H255V263L256 264H264V256H263V254L261 255L262 252L264 253V247H263L264 242H262V243L259 242ZM101 244L102 243L100 242L98 246H100ZM159 244H160V242L158 243V245ZM70 245H72V243ZM45 246H46V248H45ZM141 246L143 249L147 248L149 253L147 252L146 249L144 251L141 248ZM232 247H234V248H232ZM235 247H237V248H235ZM73 248H74V246H73ZM115 248L117 250V253L119 252L120 254L116 253ZM150 248L151 249L153 248V249L151 250ZM253 248H255V247H253ZM209 249H211V250H209ZM234 249H236V250H234ZM243 249H247V250H243ZM166 250L169 251L168 255L166 254ZM226 250H229V251L227 252ZM155 251H157V252H155ZM42 252H44V253H42ZM163 252L165 254H163ZM224 252H226V253H224ZM121 253H122V256H121ZM161 254H163V256H165L164 258H166V256H168L169 259H167V258L163 259L162 258L163 256L161 257ZM209 254H210V256H209ZM259 254H260V258H258ZM117 255H119L120 258H117L118 257ZM156 255L159 257V259ZM240 255L241 254H239L238 258L240 257ZM41 256H42V258H41ZM123 256H124V258H123ZM241 256H243V255H241ZM173 257H175V258L173 259ZM40 258L43 259L44 261H42ZM76 258H77V262H76ZM132 258H134V259H132ZM233 259H234V261H233ZM228 260L230 263L228 262ZM250 260H252V261H250ZM46 261H48L50 263H47ZM71 261H73V258H72V260H70L69 264L71 263ZM74 261L77 264H79L77 256H75ZM86 263L95 264L96 262L92 263L91 261H89ZM86 263L84 262L83 264H86ZM237 263H233V264H237ZM125 264H128V263L126 262Z\"/></svg>",
	"mask_w": 264,
	"mask_h": 264
},
{
	"label": "bare ground",
	"instance_id": "bare-ground-1",
	"mask_svg": "<svg viewBox=\"0 0 264 264\" xmlns=\"http://www.w3.org/2000/svg\"><path fill=\"white\" fill-rule=\"evenodd\" d=\"M1 1H2V0H1ZM4 1H5V0H4ZM31 1H32V0H31ZM74 1H75V0H74ZM88 1H89V0H88ZM120 1H121V0H120ZM203 1H204V0H203ZM203 1H202V2H203ZM253 1H255V0H253ZM258 1H259V0H258ZM262 1H264V0H262ZM90 2H91V0H90ZM117 2H119V1H117ZM191 2H192V1H191ZM204 2H205V4H206V1H204ZM226 2H227V0H225V3H226ZM236 2H237V1H236ZM236 2H235V0H232V2H230V3H229V1H228V3H229L230 5H229V4L227 5V3H226V4L224 3V4H223L224 6L222 5L221 2H220V4H221L222 6H221L220 4H219V6H216L215 4H213V5L211 4V5L214 6V7H215V6H216V7H220V8H223V7H224V8H227V9H229L230 7H231V8L234 7L235 9H234V8H233V9L236 10V7H240V6H237V4L240 3V2H237V3H236ZM249 2H250L251 5H252L253 2H252V1H249ZM249 2H248V3H249ZM260 2H261V1H259L258 3L260 4ZM42 3H43V2H42ZM242 3H244V1H243ZM258 3L256 2V4H258ZM261 3H262V2H261ZM9 4H10V3H9ZM99 4H102V3L100 2ZM187 4H188V3H187ZM187 4H186V5H187ZM189 4H190V3H189ZM191 4H192V3H191ZM216 4H218V3L216 2ZM262 4H263V3H262ZM40 5H41V4H40ZM91 5H92V3H91ZM225 5H226V6H230V7H229V8H228V7H225ZM235 5H236V7H235ZM238 5H239V4H238ZM245 5H246V4H245ZM260 5H261V4H260ZM7 6H8V5H7ZM57 6H58V4H57ZM60 6H61V5H60ZM87 6H88V4H87ZM92 6H93V5H92ZM95 6H97V5H96V1H95ZM95 6H93V7H95ZM98 6H100V5H98ZM103 6H104V5H103ZM195 6H196V5H195ZM212 6H211V7H212ZM241 6H242V4H241ZM248 6H249V4H248ZM8 7H10V9H11V5L8 6ZM61 7H62V8H61V13H62V10H64V9H63L64 7H63V6H61ZM83 7H84V6H83ZM101 7H102V6H101ZM200 7H201V6H200ZM200 7H199V8H200ZM211 7H210V8L207 7V9H211ZM216 7H215V8H216ZM246 7H247V6H246ZM249 7H250V6H249ZM255 7H256V6H255ZM255 7H253V5H252V8H253V9H254ZM56 8H57V7H56ZM59 8H60V7H58V8L55 9L54 11L56 12V10H59ZM88 8H91V7H88ZM99 8H100V7H99ZM116 8H117V7H116ZM199 8H197V9H199ZM224 8H223V9H224ZM250 8H251V7H250ZM258 8H259V7H258ZM13 9H14V8H13ZM36 9H37V8H36ZM94 9H95V8H94ZM185 9H186V8H185ZM187 9H188V8H187ZM195 9H196V8H195ZM195 9H194V10H195ZM197 9H196V10H197ZM204 9H205V8H204ZM207 9H206V11H207ZM237 9H238V8H237ZM260 9H261V6H260ZM263 9H264V7H263ZM11 10H12V9H11ZM14 10H15V9H14ZM22 10H23V9H22ZM103 10H104V8H103ZM103 10H102V12L100 13V15H102ZM153 10H154V9H153ZM163 10H164V9H163ZM180 10H181V9H180ZM189 10L191 11V9H189ZM213 10H214V9H213ZM213 10H210V11L213 13ZM215 10H216V9H215ZM215 10H214V12H218V10H217V11H215ZM234 10L232 11L233 13H234ZM59 11H60V10H59ZM91 11H93V9H91ZM99 11H100V10H99ZM192 11H193V9H192ZM197 11H198V10H197ZM200 11H202V10H200ZM200 11H198V12H200ZM210 11H207V12H210ZM227 11H228V10H227ZM230 11H231V10H230ZM0 12H1V11H0ZM3 12H4V11H3ZM49 12H51V11H49ZM63 12H64V11H63ZM77 12H78V11H77ZM79 12H80V11H79ZM79 12H78V15L81 14V13H79ZM85 12H86V11H85ZM211 12H210V13H207V14H211ZM219 12H220V11H219ZM222 12H223V14H226V13H227V12L224 13V12H225L224 10H222ZM222 12H221V13H222ZM238 12H240V11H238ZM256 12H258V11L256 10ZM36 13H37V12H36ZM52 13H54V12H53V11L51 12V16L53 15ZM57 13H58V12H57ZM61 13L59 12V16L61 15ZM83 13H84V12H83ZM114 13H115V12H114ZM188 13H189V12H188ZM203 13H204V12H203ZM259 13H261V11H260ZM262 13H264V12H262ZM0 14H1V13H0ZM5 14H7V12L3 13V14L0 16V20H2V19L5 18V17H8V16H6ZM48 14H49V13H48ZM90 14H91L92 17H93V12L90 13ZM196 14H198V13H196ZM229 14H232V13H229ZM234 14H235V13H234ZM247 14H248V13H247ZM247 14H245V13L242 14V17H243V15H247ZM3 15H4V17L2 18ZM16 15H17V14H16ZM46 15H47V14H46ZM46 15H45V16H46ZM76 15H77V14H76ZM81 15H82V14H81ZM88 15H89V14L87 13V16H88ZM97 15H98V14H97ZM214 15H215V14H214ZM261 15L263 16V14H261ZM261 15H259V16H261ZM45 16H44V17H45ZM94 16H95V15H94ZM222 16H223V15H222ZM227 16H228V15H227ZM235 16H236V14H235ZM237 16H238V15H237ZM240 16H241V15H240ZM16 17H17V16H16ZM57 17H58V16H57ZM57 17H55V18L52 17V20H50V21H54V19L56 20ZM61 17H62V15L60 16V18H61ZM76 17H77V16H76ZM90 17H91V16H90ZM99 17H100V16H99ZM210 17H211V16H210ZM244 17H245V16H244ZM60 18H58V19H60ZM81 18H82V17H81ZM81 18H80V19H81ZM83 18L85 19L86 17H83ZM96 18H97V17H96ZM236 18H237V17H236ZM44 19H45V18H44ZM46 19H47V18H46ZM62 19H63V18H62ZM244 19H245V18H244ZM260 19H261V17H260ZM3 20H6V18L3 19ZM3 20H2L1 22H4L2 25H4V27H5V21H3ZM7 20H8V22L10 21L9 19H7ZM88 20H89V16H88ZM88 20H87V21H88ZM92 20H93V21H97L96 19H95V20L92 19ZM211 20H212V19H211ZM256 20L258 21V19H256ZM12 21H13V20H12ZM26 21H27V20H26ZM89 21H90V20H89ZM238 21H239V20H238ZM17 22H18V21H17ZM17 22H16V23H17ZM45 22H46V21L43 22V25H44V26H45ZM47 22H48V21H47ZM47 22H46V24H47ZM58 22H60V21L58 20ZM80 22H81V20H80ZM90 22H91V21H90ZM90 22H89V23H90ZM100 22H101V21H100ZM10 23H11V22H10ZM10 23H9V24H10ZM16 23H14V21H13L12 24L15 25ZM54 23H55V22H54ZM87 23H88V22H87ZM262 23H263V22H262ZM51 24H52V23H51ZM56 24H57V23H56ZM56 24H54L55 27H56ZM60 24H62V23L60 22ZM78 24H79V23H78ZM83 24H84V23H83ZM108 24H109V23H108ZM10 25H11V24H10ZM14 25H13V27L15 28ZM34 25H35V24H34ZM52 25H53V24H52ZM238 25H239V24H238ZM11 26H12V25H11ZM11 26H10V27H11ZM44 26H43V27H44ZM58 26H59V24H57V28H58ZM4 27H3V28H4ZM7 27H8V25H7ZM40 27H41V26H40ZM43 27H42V28H43ZM83 27H84V26H83ZM125 27H126V26H125ZM5 28H6V27H5ZM5 28H4V29H5ZM42 28H40V29H42ZM52 28H53V27H52ZM156 28H157V26H156ZM166 28H167V27H166ZM8 29H9V28H8ZM12 29H13V28H12ZM15 29H17V28H15ZM38 29H39V28H38ZM54 29H55V28H54ZM141 29H142V27H141ZM143 29H145V28H143ZM159 29H160V28H159ZM159 29L157 28V30H159ZM6 30H7V29H5V30L3 31V29H2V33H3V32H6ZM111 30H113V29H111ZM145 30H146V29H145ZM149 30H150V29H148V31H149ZM14 31H15V30H14ZM24 31H25V29H24ZM35 31H36V30H35ZM40 31H41V30H40ZM54 31H56V30H54ZM136 31H137V30H136ZM138 31H141L140 28H139ZM143 31H144V30H143ZM150 31H151V30H150ZM153 31H155V30H153ZM159 31H161V30H159ZM168 31H169V30H168ZM174 31H177V30H174ZM174 31H172V32H174ZM180 31H181V30H180ZM7 32H10V31L7 30ZM7 32H6V34H7ZM99 32H100V31H99ZM163 32H164V31H163ZM219 32H220V31H219ZM248 32H249V31H248ZM11 33H12V31H11ZM148 33H149V32H148ZM151 33H152V32H151ZM164 33H165V32H164ZM177 33H178V32H177ZM224 33H225V32H224ZM224 33H223V34H224ZM139 34H140V33H139ZM153 34H155V33H153ZM153 34H151V35L153 36ZM168 34H169V33H168ZM168 34H167V36H169ZM190 34H191V33H190ZM194 34H195V36H196V35H197V36H200L199 34H196V32H195ZM225 34H226V33H225ZM227 34H228V33H227ZM227 34H226V35H227ZM2 35H3V34H2ZM7 35H9V34H7ZM164 35H165V34H164ZM171 35H172V34H171ZM178 35H180V33H178ZM181 35H183V34H181ZM192 35H193V34H192ZM192 35H191V36L188 35V36H185V37H183V36H179V37H182V40H183L184 38L187 39L186 37H188V38L191 37V38H192ZM226 35H224V37H226ZM229 35H231V34H229ZM9 36H10V35H9ZM9 36H6V38H9ZM12 36H13V33H12ZM145 36H146V35H145ZM155 36H156V35H155ZM167 36L165 35V37H167ZM195 36H194V37H195ZM235 36H236V35H235ZM0 37H2V36H0ZM25 37H26V36H25ZM28 37H29V35H28ZM149 37H151V36H149ZM149 37H147V38H149ZM170 37H171V36H170ZM194 37H193V39H194ZM236 37H237V36H236ZM115 38H116V37H114L113 39H115ZM2 39H3V38L0 39V42L2 41ZM11 39H12V38H11ZM35 39H36V38H35ZM117 39H118V38H117ZM117 39H115V41L113 40L114 43L117 42ZM153 39H155V38L152 37V40L149 39V43L152 44L151 41H154ZM174 39H175V38H174ZM180 39H181V38H179V40H178V38H177V40H178L179 42L181 41L180 44H181V46H182V45H184V43H186V42H184L185 39H184L183 41L180 40ZM199 39H200V38H199ZM225 39L227 40L228 38H225ZM230 39H231V37L229 38L228 41H229V43H230V41H231V44H232L233 41L230 40ZM7 40H8V39H7ZM108 40H109V39H108ZM111 40H112V39H111ZM120 40H121V39H119V41H120ZM122 40H123V39H122ZM122 40H121V46L119 45L120 48L123 47V48H121V49H124V46H125L124 44H125V43L127 44V47H130V46H128V43L125 42V41H124V43L122 44ZM145 40H146V39H145ZM156 40H157V39H156ZM167 40H168V39H167ZM195 40H196V39H195ZM210 40H211V39H210ZM4 41H6V40H3V43H4ZM12 41H14V40L12 39ZM109 41H110V40H109ZM109 41H108V42H109ZM119 41H118V42H119ZM147 41H148V39H147ZM173 41H175V40H173ZM197 41H198V43H199V41L202 42L201 39H200V40H196L195 42H197ZM242 41H245V40H243V38H242ZM179 42H178V44H179ZM182 42H184V43H182ZM188 42H189V41H188ZM246 42H247V41H246ZM246 42H245V43H246ZM9 43H11L10 40H9ZM147 43H148V42H147ZM156 43L159 44V45H161V44H160L159 42H157V41L153 42L152 45H155L154 47H156ZM170 43H171V42H170ZM234 43H235V42H234ZM7 44H8V43H7ZM115 44H116V43H115ZM118 44H119V43H118ZM178 44H177V46H178ZM217 44H218V43H217ZM236 44H237V43H236ZM246 44H247V43H246ZM108 45H109V44H108ZM112 45H113V44H112ZM122 45H124V46H122ZM159 45H157V46H159ZM162 45L164 46V44H162ZM162 45H161V46H162ZM171 45H172V44H171ZM171 45H170V46H171ZM175 45H176V44H175ZM190 45H191V44H190ZM241 45H242V44H241ZM109 46L112 48L111 44H110ZM161 46H160V48H164V49H165V47H168V46H165V47H161ZM184 46H185V45H184ZM197 46H198V45H195L194 48H197ZM232 46H233V45H232ZM238 46H239V44H238ZM238 46H237V47H238ZM114 47H115V46H114ZM114 47H113V49H114ZM119 47L116 46L115 48H119ZM127 47L125 46V49H126ZM148 47H149V46H148ZM186 47H187V46H186ZM233 47H235V46H233ZM246 47H247V46H246ZM131 48H132V47H131ZM160 48H159V49H160ZM180 48H181V47H180ZM184 48H185V47H184ZM184 48H183V49H184ZM187 48H188V47H187ZM191 48H192V47H191ZM191 48H190V49H191ZM204 48H205V47H204ZM207 48H208V47H207ZM225 48H226V47H225ZM227 48H228V47H227ZM227 48H226V50H227ZM259 48H261V46H260ZM262 48H263V47H262ZM262 48H261V50H262L261 53L264 52V49H262ZM121 49H120V50H119V49H116V51H120V52H121V51H122V52L124 51V52L127 54L126 50H121ZM127 49H128V48H127ZM156 49L159 50L158 47L154 48V50H156ZM164 49H163V50H164ZM166 49H170V48H166ZM166 49H165V50H166ZM183 49H182V50H183ZM199 49H200V50L202 49V50H201L202 52H200ZM199 49H197V51H199V54H200V53H201V54L204 53V51H205V54L208 53V52H206L205 49H204V51H203L202 46H201V48H199ZM234 49H238V50H239V48H234ZM247 49H248V47H247ZM82 50H86L87 53H90V52H91V51H89V50H87V49H82ZM128 50H130V49H128ZM131 50H132V49H131ZM131 50H130V51H131ZM160 50H161V49H160ZM171 50H172V49H170V50H168V51H171ZM178 50H179V49H178ZM182 50H181V52H182ZM184 50H185V49H184ZM184 50H183V51H184ZM228 50H229V49H228ZM238 50H237V51H238ZM261 50H260V51H261ZM86 51H83V52H82L85 56L82 55V57H81V55H80V57H81L82 59H84V57H86V59L83 60L84 62L82 61L83 64L86 63L85 60L87 61V59H89L90 55H91V57H92V54H94V53H92V52H91L92 54L84 53V52H86ZM130 51H129V52H130ZM166 51H167V50H166ZM179 51H180V50H179ZM192 51H194V50H192ZM192 51H191V52H192ZM195 51H196V50H195ZM197 51H196V53H197ZM223 51H224V50H223ZM244 51L246 52V50H244ZM244 51H243V52H244ZM66 52H67V51H66ZM77 52H78V51H77ZM124 52H123V53H124ZM129 52H128V53H129ZM185 52H186V50H185ZM209 52H210V51H209ZM245 52H244V53H245ZM125 53H124V54H125ZM132 53L134 54L135 52H132ZM173 53H174V51H173ZM182 53H183V52H182ZM212 53H213V52H212ZM221 53L223 54L222 51H221ZM224 53H225V52H224ZM238 53H240V52H238ZM75 54H77V53H75ZM86 54H87V55H86ZM135 54H136V53H135ZM135 54H134V55H135ZM176 54H177V53H176ZM190 54H191V53H190ZM199 54H198V55H199ZM210 54H211V53H210ZM210 54H209V58H210L209 60H211V56H210ZM231 54H232V52H231ZM234 54H235V53H234ZM236 54H237V53H236ZM247 54H248V52H247ZM37 55H38V54H37ZM60 55H61V54H60ZM60 55H59V56H60ZM94 55H95V54H94ZM127 55H128V54H127ZM127 55H126V56H127ZM130 55H131V53H129V55H128L127 57H130V58H131L130 61H131V60L133 61L134 56H133V55L130 56ZM136 55H137V54H136ZM166 55H167V54H166ZM177 55H178V54H177ZM179 55H180V53H179ZM194 55H196V56H194ZM194 55H193V57H197V54L194 53ZM226 55H227V54H226ZM232 55H233V54H232ZM245 55H246V54H245ZM248 55H249V54H248ZM31 56H33V55H31ZM71 56H72V55H71ZM73 56H74V55H73ZM119 56H120V55H119ZM173 56H174V55H173ZM185 56H186V55L183 56V54H182L180 57H182V58L184 57V58H185V61L187 62V60H186L187 58H186ZM199 56H200V55H199ZM235 56H236V59H237V61H238V58H239V57H237V55H235ZM240 56H241V55H240ZM29 57H30V56H29ZM56 57H57V56H56ZM91 57H90V59H91ZM96 57H97V55H96ZM121 57H125V56H121ZM132 57H133V58H132ZM136 57L138 58L139 56H136ZM136 57H135V58H136ZM169 57H170V56H169ZM176 57H177V56H176ZM187 57H190V56H187ZM191 57H192V56H191ZM207 57H208V56H206V58H207ZM224 57H225V56H224ZM226 57H227V56H226ZM231 57H232V56H231ZM244 57H245V56H244ZM246 57H247V56H246ZM36 58H37V57H36ZM69 58H70V57H69ZM93 58H94V57H93ZM184 58H183V60H184ZM197 58H198V57H197ZM232 58H234V56H233ZM248 58H249V57H248ZM66 59H68V58H66ZM122 59H123V58H122ZM124 59H125V58H124ZM124 59H123V60H124ZM128 59H129V58H128ZM139 59H140V58H139ZM139 59H138V60H139ZM173 59L175 60V58H173ZM227 59H229V58H227ZM28 60H30V59H28ZM93 60H94V59H93ZM93 60L91 59V61H93ZM96 60H97V59H95V61H96ZM98 60H99V59H98ZM174 60H173V62H174ZM195 60H196V59H195ZM198 60H199V59H198ZM203 60L205 61V65H206V63H207V66H208V64L210 65L209 68H212V67H213V64H216V66H217V62L214 63V62L217 61V60H215V61H214V60H211L212 62L214 61L213 63H212V62H209V60H208V59H205V58H203ZM203 60L201 59V61H203ZM232 60H233V59H232ZM242 60H243V59H242ZM31 61H32V60H31ZM33 61H34V60H33ZM54 61H55V60H54ZM78 61L81 63V60H80V59H78ZM130 61H129V62H130ZM134 61H136V60H134ZM140 61H141V59H140ZM175 61H176V60H175ZM206 61H208V62H206ZM219 61H220V60H219ZM226 61H227V60H226ZM229 61H230V60H229ZM239 61H240L239 63L241 64V57H240V60H239ZM250 61H252V59H251ZM72 62H73V60H72ZM79 62H78V64H80ZM93 62H94V61H93ZM100 62H101V61H99L98 63H97V62H94V64H95V63L99 64V66L96 65V64L94 65V66H96V67H94L96 70H97V68H98V70L100 69V68H99V67L101 66V65H100ZM176 62H177V61H176ZM182 62H183V61H182ZM188 62H189V60H188ZM194 62H196V61H194ZM231 62H233V61H231ZM248 62H249V60H248ZM248 62H247V63H248ZM261 62H262V61H261ZM64 63H65V62H64ZM70 63H71V62H70ZM82 63H81V64H82ZM131 63H133V62H130L129 65H131ZM174 63H175V62H174ZM174 63H173V64H174ZM191 63H193V62H191ZM198 63H199V62H198ZM198 63H197V64H198ZM200 63H201V62H200ZM200 63H199V64H200ZM203 63H204V62H203ZM226 63H227V62H226ZM251 63H252V62H251ZM259 63H260V62H259ZM89 64H90V63H89ZM92 64H93V63H92ZM142 64H143V63H142ZM175 64H176V63H175ZM186 64H187V63H186ZM188 64H190V62H189ZM188 64H187V65H188ZM194 64L197 65L196 63H194ZM199 64H198V65H199ZM227 64H228V63H227ZM240 64H238V65H240ZM242 64H243V62H242ZM242 64H241V67H240V69H239V72H241L243 69L246 70V68H244V65H245L246 63H244L243 66H242ZM249 64H250V63H249ZM253 64H254V63H253ZM12 65H13V63H12ZM29 65H30V64H29ZM67 65H69V64H67ZM137 65H138V63H137ZM177 65H179V64H177ZM183 65H184V64H183ZM192 65H193V64H192ZM198 65H197V66H198ZM205 65H204V66H205ZM230 65H231V64H230ZM230 65L228 66L229 69H230L231 67H233V66H230ZM65 66H66V65H65ZM133 66H135V65L133 64ZM138 66H140V63H139ZM138 66H136V67L138 68ZM141 66H142V65H141ZM197 66H194L193 69H194V70L197 69ZM200 66H201V64H200ZM200 66H199V67H200ZM207 66H206V67H207ZM216 66H214L215 68L213 67V69L216 70ZM218 66H219V65H218ZM218 66H217V67H218ZM245 66H246V65H245ZM257 66H258V65H257ZM257 66H256V67H257ZM11 67H12V66H11ZM145 67H146V65H145V66L143 65V68L140 67V68H141L140 70L144 69ZM192 67H193V66H192ZM195 67H196V68H195ZM237 67H239V66H237ZM242 67H243V68H242ZM249 67H253V65L250 64ZM256 67H255V68H256ZM261 67H262V66H261ZM41 68H42V66H41ZM91 68H92V67H91ZM176 68H177V67H176ZM200 68H202V67H200ZM209 68H208V70H211V69H209ZM223 68H224V67H223ZM253 68H254V67H253ZM253 68H252L253 72H256V71H255L256 69L254 70ZM262 68H263V67H262ZM43 69H46V68H43ZM92 69H93V68H92ZM145 69H146V72H147V67H146ZM145 69L142 70L143 73H145V72H144ZM188 69L193 70L191 67L188 68ZM204 69H205V68H204ZM257 69H259V67H257ZM34 70H35V68H34ZM36 70H37V68H36ZM41 70H42V69H41ZM41 70H39V71L41 72ZM73 70H74V69H73ZM77 70H78V69H77ZM90 70H91V69H90ZM93 70H94V69H93ZM93 70H91V71H93ZM194 70H193V71H194ZM206 70H207V69H205V71H206ZM219 70H221V69H219ZM222 70H223V69H222ZM249 70H250V68H249ZM252 70H250V71H252ZM25 71H26V70H25ZM42 71H44V70H42ZM46 71H47V70H46ZM94 71H95V70H94ZM94 71H93V73L90 72V71H89V72L91 73V75H94L93 78L96 79L95 82H96V81H99V80H97L98 78H99V79H100V77L103 78L104 75L101 74V72H100L101 70H99V72L96 71L95 73H94ZM130 71H132V70L130 69ZM130 71H129V72H130ZM142 71H141V72H142ZM183 71H185V68H184ZM193 71H191V72H193ZM231 71H232V70H231ZM246 71H248V70H246ZM246 71H242V72H244L243 77H245V76L247 75V77H246V78L248 79V81H246L247 83L249 82L250 79L254 80V79L256 78L255 75H258V74H259V73H258V74H255V73H252V72H251V73H252V75L250 74L251 77L254 76L255 78H254V79H253V77H252V78H248V76L250 77V75H248V74L246 73ZM18 72H19L20 74H22V78H23V81H24V80H25V79H24V78H25V77H24L25 74H26V75H28V74H27L26 72H23V70H18ZM51 72H52V71H51ZM132 72H133V71H132ZM195 72H198V74L196 73L198 76H199V75H200V76L202 75V76L200 77V79L202 80L201 82H204V79H203V78H205L207 75L205 76L203 73L200 74V73H199V70H197V71H195ZM206 72H208V71H206ZM206 72H205V73H206ZM216 72L219 73V71H216ZM220 72H221V71H220ZM223 72H224V71H222V74L220 73L222 76H224V73H223ZM226 72H227V70H226ZM226 72H225V73H226ZM239 72H238V73H239ZM248 72H249V71H248ZM262 72H263V71H261L260 73H262ZM41 73H43V72H41ZM45 73H46V72H45ZM60 73H61V72H60ZM184 73H185V72H184ZM187 73H188V71H187ZM189 73H190V71H189ZM245 73H246V75H245ZM249 73H250V72H249ZM49 74H50V73H49ZM75 74H76V73H75ZM85 74H86V73H85ZM96 74H97V75H96ZM100 74H101V76H100ZM132 74H133V73H132ZM148 74H149V72H148ZM174 74H175V73H174ZM196 74H195V75H196ZM227 74H228V73H227ZM227 74H226V75H227ZM229 74H230V76L233 75V74L231 75V73H229ZM229 74H228V75H229ZM240 74H241V73H240ZM254 74H255V75H254ZM9 75H10V74H9ZM9 75H8V76H9ZM14 75H15V74H14ZM61 75H62V74H61ZM91 75H90V76H91ZM129 75H130V74H129ZM140 75H141V74H140ZM144 75H146V74H144ZM183 75H184V74H183ZM212 75H213V74H212ZM215 75H217V74L215 73V74L213 75L217 80L214 79V82H213V83H215L216 81H219V79H222V76H221V75L218 74L219 76H221V78H217L218 75H217V76H215ZM241 75H242V74H241ZM260 75H262L261 77H263V74H260ZM17 76H18V75H17ZM49 76H50V75H48V77H49ZM51 76H52V75H51ZM73 76H75V75H73ZM85 76H86V75H85ZM95 76H97L98 78H96ZM99 76H100V77H99ZM146 76H147L148 79H150V78L148 77V75H146ZM184 76H185V75H184ZM187 76H188V75H187ZM203 76H205V77H203ZM219 76H218V77H219ZM230 76H229V77H230ZM236 76H237V74H236ZM236 76H234V77L236 78ZM4 77H5V76H4ZM13 77H14V76H13ZM62 77H64V74H63ZM82 77H83V76H82ZM144 77H145V76H144ZM151 77H152V76H151ZM234 77H233V79L236 80ZM258 77H259V76H257V78H258ZM15 78H17V77H15ZM15 78H13V79H15ZM65 78H66V77H65ZM74 78H75V77H74ZM93 78H92V79H93ZM104 78H105V77H104ZM138 78H139V76H138ZM145 78H146V77H145ZM147 78H146V81H148ZM189 78H192V76L189 77ZM189 78H188L187 80H189ZM210 78H211V76H210ZM225 78H226V77H225ZM241 78H242V77L237 76V79H238V80L240 79L239 83L241 82ZM246 78H243V80L246 79ZM8 79H9V78H8ZM62 79H63V78H62ZM195 79H196V78H195ZM205 79H206V78H205ZM247 79H246V80H247ZM17 80H18V79H17ZM101 80H104V79H101ZM101 80H100V82H103V81H101ZM118 80H119V79H118ZM130 80H131V79H130ZM150 80H152V79H150ZM187 80H186V81H187ZM222 80H225V79H222ZM222 80H220V82H221L223 85H225V82H226V81H225V82L223 81V82H224V83H223ZM231 80H232V79H231ZM234 80H233V82H235ZM252 80H251V81H252ZM262 80H263V79H262ZM262 80H261V81H262ZM11 81H13V80L11 79ZM78 81H79V80H78ZM78 81H77V82H78ZM81 81H82V80H81ZM81 81H80V82H81ZM92 81H93V80H92ZM126 81H128L127 78H126ZM133 81H134V80H133ZM154 81H155V80H153V82H154ZM193 81H194V80L192 79V82H193ZM211 81H212V79H211ZM211 81H210V83L208 84L209 86H211V87H213V86H214V87H215V86H216V87H220V85H218V86H217L216 84L213 85V83H211ZM251 81H250V82H251ZM259 81H260V79H259ZM9 82H10V81H9ZM14 82H16V80H15ZM19 82H21V81H17V84H18V85L16 84L17 87L19 86V87H18L19 90H15V89H18L17 87H14L15 83H14V85L12 84L13 88H15V89H14L15 92L18 91V92H17V93H18V94H17L18 97H17V96H16V97H17L18 99H21V97L24 95L23 97H24V98H27V99H25V100H26V101H25L26 104H27V100H32V102H31V101H28V104H27V105H29V103H31V104L33 105V100H34V99H36L37 102L39 103V100H40V99L38 100L37 98H40V97H38L39 95H38L37 90H36L35 88L32 89V87H31V86H28V85H22V86H24V87H21V84L19 85ZM31 82H32V81H31ZM53 82H54V81H53ZM59 82H61V80H60ZM75 82H76V81H75ZM77 82H76V85H78ZM83 82H85V81H84V78H83ZM95 82H94V83H95ZM129 82H130V81H129ZM148 82H149V81H148ZM148 82H146V83L148 84ZM188 82H189V81H188ZM208 82H209V81H208ZM208 82H207V83H208ZM220 82H219V83H220ZM231 82H232V81H231ZM236 82H237V81H236ZM250 82H249V83H250ZM263 82H264V81H263ZM55 83H56V81H55ZM61 83L64 84L65 82L62 81ZM98 83H99V82H98ZM124 83L126 84L125 80H124ZM137 83H139V82H137ZM190 83H191V81H190ZM229 83H230V82H229ZM229 83H228V84H229ZM241 83H242V82H241ZM23 84H24V83H23ZM58 84H60V83H58ZM58 84H57V85H58ZM73 84H75V83H73ZM90 84H91V83H90ZM95 84H96V83H95ZM101 84H103V83H101ZM131 84L134 86L133 82H131ZM151 84H152V87H153V83H152V82H151ZM154 84H155V83H154ZM191 84H192V83H191ZM204 84H205V83H204ZM210 84H211V85H210ZM226 84H227V83H226ZM228 84H227V85H228ZM231 84H232V83H231ZM242 84H243V83H242ZM252 84H253V83H251L250 85H252ZM254 84H255V83H254ZM254 84H253V85H254ZM262 84H263V83H262ZM16 85H15V86H16ZM55 85H56V84H55ZM60 85H61V84H60ZM64 85H65V84H64ZM85 85H87V84L84 83V87H85L86 93H87V92L90 93V91H93V90H94V88H91V87H90L91 90L88 91V90H87V89H88V88H87L88 85H87V86H85ZM99 85H100V83H99ZM127 85H130V84H128V82H127ZM132 85H130L129 87H132ZM148 85H150V82H149ZM155 85H156V84H155ZM202 85H203V84H202ZM208 85H207V86H208ZM236 85H237V84L235 83V84H234V87H236ZM246 85H247V84H246ZM246 85H243V87H246ZM258 85H260V84H258ZM25 86H27V88H26L27 91L25 90ZM70 86L73 87V85H70ZM94 86L96 87L97 85H94ZM101 86H102V85H101ZM101 86H100V87H101ZM135 86H137V85H135ZM193 86L196 87V85H193ZM193 86H192V87H193ZM248 86H249V85H248ZM254 86H255V85H254ZM254 86H250V87L252 88V87H254ZM260 86H264V85H260ZM10 87H11V86H10ZM63 87H64V86H63ZM67 87H68V86H67ZM82 87H83V86H81V90L79 89V91H83V92H80L81 94H79V95H81L82 97H81V96H80V97L84 99V97H83L84 95H83V94H84V91H85V90H83ZM92 87H93V86H92ZM143 87H144V86H143ZM154 87H155V86H154ZM185 87H186V86H185ZM192 87H191V88H192ZM194 87H193V89H194ZM198 87H199V85L197 86V88H198ZM200 87H201V86H200ZM214 87H213V88H214ZM222 87H223V86H221L220 88H222ZM234 87H232L231 89L233 90ZM21 88H23V89L25 90V92H24L23 89H21ZM65 88H66V86H65ZM97 88H98V87H97ZM163 88H164V87H163ZM191 88H190V89H191ZM205 88H206V87H205ZM213 88H210V87H209V88H208V92L210 93V90L213 89ZM220 88H218V90H219ZM223 88H224V87H223ZM225 88H226V85H225ZM240 88H242V86L239 87V85H238L236 91H237V90L240 91ZM248 88H249V87H248ZM11 89H12V88H11ZM20 89L22 90L23 93H22V92L19 93V92H20ZM31 89H32V90H31ZM60 89H61V90H64V88L62 89V87H61ZM73 89H74V87H73ZM92 89H93V90H92ZM150 89H151V88H150ZM183 89H185V88H183ZM190 89L188 90V92L191 91ZM209 89H210V90H209ZM214 89H215V88H214ZM226 89H227V88H226ZM231 89H229L231 92H230V91L226 92L225 89H224V92H223V89H220V91H222V93H223L224 95H226V97H227V99H228V96H227V95L230 96L231 93H232L231 96L234 97V96H233V93H237V92H239V91H237V92L235 91V92H234V90L232 91ZM242 89L245 90L244 88H242ZM242 89H241V90H242ZM246 89H247V87H246ZM263 89H264V88H263ZM2 90H3V89H2ZM14 90L12 89L11 91L13 92ZM61 90L59 91V93L61 92ZM66 90H67V89H65L64 91H66ZM96 90H97V89H96ZM99 90H101V88H99ZM139 90H141V89H139ZM139 90H138V91H139ZM218 90H217V91H218ZM243 90H242V91H243ZM97 91H98V90H97ZM97 91H93L94 93L91 92L92 94L90 93L91 96H93V97H91V98H94V96H95V97H98V96H96V95L99 94V92H97ZM143 91H144V90H143ZM143 91H142V93H143ZM164 91H165V90H164ZM166 91H167V90H166ZM182 91H183V90H182ZM193 91H194V90H193ZM195 91H196V94H197L198 91H197V90H195ZM205 91H206V90H204V92H202V94L205 95ZM212 91H213V90H212ZM217 91H216V92H217ZM220 91H219V92H220ZM15 92H13V94L16 95ZM29 92H32V93H29ZM62 92H63V91H62ZM140 92H141V91H140ZM144 92H145V91H144ZM154 92H155V91H154ZM199 92H200V91H199ZM208 92H207V93H208ZM216 92H214V93L211 92L212 95L210 94L212 97H215V96H216V97H215L216 99H214V100L212 99V101H215V100H216V101L218 102V99H220L219 101H221L222 99H223V101H225V100H224V99H225L224 96H223V95L220 96L222 93L217 94L218 92H217V93H216ZM246 92H247V91H246ZM249 92L251 93L250 89H249ZM249 92H248V93H249ZM258 92H259V91H258ZM261 92H262V91H261ZM10 93H11V92H10ZM25 93H26V94H25ZM28 93H29V95H28ZM86 93H85V94H86ZM95 93H97V94H95ZM174 93H175V92H174ZM191 93H192V91H191ZM225 93H226V94H225ZM256 93H257V91H256ZM11 94H12V93H11ZM11 94H10V95H11ZM13 94H12V95H13ZM63 94H64V93H63ZM63 94H62V95H63ZM73 94H74V93H73ZM144 94H147V92L144 93ZM184 94H185V93H184ZM196 94H195V95H196ZM214 94H215V96H214ZM238 94H239L240 96H238ZM238 94H235V95H236L235 97H241V95H243L244 93L239 92ZM246 94H247V93H246ZM246 94H245V95H246ZM251 94H253V93H251ZM12 95H11V97H12ZM20 95H21V97H19ZM26 95H28V97H27ZM74 95L76 96V94H74ZM148 95H149V94H148ZM153 95H154V93H153ZM192 95H193V94H192ZM195 95H194V96H195ZM245 95H244V96H245ZM261 95H262V94H261ZM25 96H26V97H25ZM63 96H64V95H63ZM63 96H62V97H63ZM65 96H66V94H65ZM173 96H174V95H173ZM194 96H193V97H194ZM202 96H203V95H202ZM202 96H201V97H202ZM205 96H206V95H205ZM205 96H204V97H205ZM217 96L220 97V98H217ZM231 96H230V98L232 99ZM244 96H243V97H244ZM248 96L250 97L251 95H248ZM9 97H10V96H9ZM14 97H15V96L13 95V98H14ZM23 97H22V98H23ZM158 97H159V96H158ZM181 97H182V96H181ZM184 97H185V96H184ZM186 97H188V95H187ZM193 97H192V98H193ZM197 97H199V96L197 95ZM209 97H210V96H209ZM243 97H241V98L243 99ZM262 97H264V96H262ZM17 98H16V99H17ZM28 98H29V99H28ZM153 98H154V97H153ZM168 98H169V97H168ZM221 98H222V99H221ZM230 98H229V99H230ZM244 98H245V97H244ZM101 99H102V101L105 100V98H104V99L101 98ZM101 99H99V100H101ZM157 99H158V98H157ZM179 99H180V97H179ZM187 99H188L187 101L191 100L190 97L187 98ZM195 99L198 100L197 98H195ZM206 99H207V98L205 97V99H204L205 102L207 101ZM231 99H230V100H231ZM233 99L237 101V99H235V98H233ZM233 99H232L231 101H233V103H234L235 105H236V103L240 102V101H237V102H236V101H234ZM21 100L23 101V99H21ZM36 100H34V105L38 104V103L35 104ZM161 100H162V99H161ZM172 100L174 101L173 98H172ZM200 100H201V99H200ZM204 100H203V102H201L202 104L205 103ZM210 100H211V99H210ZM210 100L208 101V103L206 102V105H207V104H209V105L211 104V107H212L213 104H212V101H210ZM256 100H257V99H256ZM12 101H13V100H11V102H12ZM18 101H19V102H22V101H20V100H18ZM150 101H151V100H150ZM183 101H184V98H183ZM183 101H182V102H183ZM187 101H186V102H187ZM216 101H215V102H216ZM223 101H222V102H223ZM241 101H242V100H241ZM83 102L85 103V100H84ZM87 102H89V100H88ZM96 102H97V101H96ZM99 102H100V101H99ZM169 102H171V101H169ZM184 102H185V101H184ZM217 102H216V103H217ZM222 102H221V104H225V103H222ZM235 102H236V103H235ZM262 102H264V100H262ZM14 103H15V102H12V104H14ZM22 103H24V102H22ZM62 103H63V102H62ZM84 103H83V105H84ZM90 103H91V101H90ZM90 103H89V104H90ZM92 103H93V102H92ZM104 103H105V102H104ZM106 103H107V102H106ZM106 103H105V104H106ZM108 103H109V102H108ZM165 103H166V102H165ZM188 103H189V102H188ZM201 103H200V105H201ZM213 103H214V102H213ZM243 103H244V105L246 104L245 101H243V102H241L239 105H241V104L243 105ZM258 103H259V102H258ZM31 104H30V105H31ZM40 104H41V103H40ZM78 104H79V103H78ZM89 104H88V105H89ZM185 104H186V103H185ZM219 104H220V103H218V106H219ZM227 104H228V102H227ZM230 104H231V102H230ZM261 104H262V103H261ZM10 105H11V104H10ZM10 105H9V106H10ZM27 105H26V106H27ZM38 105H39V104H38ZM67 105H69V104H67ZM72 105H73V104H72ZM76 105H77V104H76ZM173 105L175 106V104H173ZM173 105H171V108H170V109H172V106H173ZM176 105H177V104H176ZM191 105H194V104H191ZM209 105L207 106L208 110H206V109H207L206 107L204 108L205 111H204L203 109L200 108L202 112L199 111V110H200L199 108H198L199 110L196 109L195 113H193V114H196V115H197V113H198V116L195 115L196 117H194L193 115H191V116H193L194 119L196 118L195 120H192V121H191V119H193V118H190V117L188 116L190 113H188L187 110H192L193 107H192V109H190L189 106L186 105V106H188V108H189V109L186 110V112L188 113L187 118H190V120L187 119L186 117L184 118V112H185V110H184V112H183V111L181 112V111L177 110V111L179 112V114H180V113H181V114L183 113V114H182V117L180 116L181 114H180V115L177 114V116H178V117L180 116V117L183 119V121H185V123H184L182 120H180V123H178L179 121H178L177 123L175 122V125H174V123H173V124H170V123H169V125H168V124H167V125H164V129L162 128V129H163V132H162L161 134H160V131H159V132L156 131V129H157V128H160V127H157V126H155V125H154L153 127L150 126L151 129L145 128L144 131L142 130V131H139V132H138V131L133 132L134 130H131V129H130V130L132 131V132H131L128 128H127L128 131H126V130H127V129L125 130L126 127H122V130H121V128H120V130H119V128H115V127H117V126H115V124H114V125L112 124L111 126L109 125V126H110V130L112 129V130H111V131H112L111 134H114V133H113V132H114V128H115V132H118V131H120V132L116 133L115 136H110V135H109L111 138L108 136V134H110V133H108V132H110V131L107 132L108 134L104 132V131H105L104 129H106L105 126H107V125L104 126L105 128L103 127L104 129H103L102 126H101V128H102V130H103L104 133H101L102 130H101V131L99 130L100 132L97 131L98 128H100L99 126H98V128H97V126H96V127L94 126L96 132L91 133V134H93V136H94V135L98 132V133L96 134L97 136H94V137H92V135L89 134V133L87 132V131H89L92 127H91L90 129H88V130L85 129V130H87L86 133H88V134L90 135V137H91L90 139H91V140H92V138H93V140H94L95 137L98 138L100 135H101V137H102V135L104 136V134H105V140H104V137H103V141H102V143H99V141H98L99 144H97V142H95L96 144L93 143V144L96 145V146H97V145L99 146L100 144H102V145L99 146V148H98V146L96 147V148L98 149L97 151L94 150L95 146L93 147V149L91 148V150H90L89 147H92V146H93V144H92V146H91V143H89L90 145L88 144L89 147L86 146L87 148H86L85 151H86V152H87V151H88V152H89V151H90V152H91V151H94V152H100V153H101V151H99V150L104 146V147L101 149V150H102V153H101L100 155H98V158H97V159H98L99 161H101V164H99V165H101V167H103L102 165H104V164H102V161H104L103 163L106 162V165H107V166L104 165V168L106 167V168H105L106 171H110L111 168H112V170H113V169L115 168V165H116V164L113 165L112 163H115V162H119V163H121V161H123L122 158H123V159H124V158L126 159V157H127V159H126L127 161H128L131 157H133V158L135 157L136 160L138 161V164L135 163L137 166H138L140 163H141V164H148V165H149V164L154 163V162H156V161L159 162V163H163V162H164V161H163L164 158H159L160 156H158V155L160 154L161 151H160L159 154H158V152H157L158 150H160V149H162V148H164V147H167V146H168L167 148H168V150H169V147L176 146L177 144H178L179 146H180V145L182 146V144L185 143V142H187L188 140H189V141L186 143V144H188V145H186V146H188V147L190 146V148H191V146L195 144L194 146H192V148H193V147L198 146V142H197V144H196L195 142H194V144H193V140H194L193 138L196 137V139H200V138H199V135L202 136L203 134H205V133L208 132L209 130H210V131H209V135H210V132H212V131H211V130H212V128H211V124L213 123V119H214L213 116H214V113H217V111H219V109L222 110V109H224V108H221V107L218 108V109L216 108V109H217L216 112H214V113L212 112V113H211L210 110H212V108H210ZM215 105H216V104H215ZM225 105H226V104H225ZM228 105H229V104H228ZM242 105H241V106H242ZM244 105H243V109H245ZM256 105H258V104H256ZM9 106H8V107H9ZM20 106H21V103H20ZM39 106H40V105H39ZM79 106H80V105H79ZM81 106H82V105H81ZM86 106H87V105H86ZM153 106H154V105H153ZM174 106H173V107H174ZM198 106H199V105H198ZM198 106H196V107H198ZM226 106H227V105H226ZM226 106H223V107H226ZM231 106L234 107L232 104H231ZM237 106H238V105H237ZM237 106H236V107H237ZM42 107H43V106H42ZM103 107H104V106H103ZM103 107H102V108H103ZM176 107H177V106H176ZM215 107H216V106H215ZM228 107H229V106H228ZM228 107H227V108H228ZM261 107H263V106H261ZM261 107H260V109H259V113H260V112H263V110L261 111ZM9 108H10V107H9ZM28 108H29V107H28ZM36 108L38 109V107H36ZM66 108H67V107H66ZM85 108H86V107H85ZM143 108H144V107H143ZM177 108H178V107H177ZM181 108H182V107H181ZM181 108H180V110H181ZM202 108H203V107H202ZM209 108H210V109H209ZM234 108H235V107H234ZM12 109H13V106H12ZM39 109H40V108H39ZM73 109H74V108H73ZM105 109L109 110V108H105ZM152 109H153V108H152ZM182 109H183V108H182ZM185 109H186V108H185ZM225 109H226V108H225ZM225 109H224V110H225ZM255 109L258 110V108H255ZM263 109H264V108H263ZM9 110H10V109H9ZM81 110H82V109H81ZM155 110H156V109H155ZM155 110H153V112H154ZM163 110H164V109H163ZM214 110H215V109H213V111H214ZM234 110H236V111H232V113L235 112L233 115H235V116H236V115H239V114H238V113H239V112H238V109H234ZM36 111H38V110H36ZM78 111H79V110H78ZM89 111H90V110H89ZM89 111L87 110V114H89ZM156 111L158 112V110H156ZM169 111H170V110H169ZM173 111H174V110H173ZM197 111H198V112H197ZM239 111H240V108H239ZM241 111H242V110H241ZM20 112H21V111H20ZM27 112H28V111H27ZM38 112H39V111H38ZM45 112H47V111H45ZM71 112H73V111H71ZM150 112H152V110H151ZM165 112H166V111H165ZM175 112H176V110H175ZM175 112H174V113H175ZM199 112H200V113H199ZM257 112H258V111H257ZM42 113H43V111H42ZM50 113H51V112H50ZM80 113H81V112H80ZM90 113H91V111H90ZM169 113H170V112H169ZM176 113H177V112H176ZM219 113H222V112L219 111ZM232 113H231V114H232ZM236 113H237V114H236ZM242 113H245V112L242 111L241 114H242ZM40 114H41V112H40ZM45 114H47V113H45ZM71 114H72V113H71ZM85 114H86V113H85ZM164 114H165V113H164ZM191 114H192V113H191ZM212 114H213V115H212ZM217 114H218V113H217ZM217 114H216V115H217ZM222 114H223V113H222ZM250 114H251V113H250ZM11 115L13 116V114H11ZM14 115H15V114H14ZM35 115H37V114H35ZM38 115H39V113H38ZM38 115H37V116H38ZM43 115H44V113H43ZM68 115H69V113H68ZM103 115H105V114H103ZM109 115H110V114H109ZM173 115H174V117L176 116V114H172V116H173ZM223 115H225V114H223ZM243 115H244V114H243ZM254 115H255V114H254ZM22 116H23V115H22ZM22 116H21V117H22ZM28 116H29V115H28ZM37 116H36V117H37ZM39 116H41V115H39ZM49 116H50V115H48L47 118H49ZM70 116H71V115H70ZM77 116H79V115H77ZM107 116H108V113H107ZM170 116H171V115L168 116L169 119L171 118ZM219 116H220V115H218V117H219ZM239 116H241V115H239ZM13 117H14V116H13ZM16 117H17V116H16ZM30 117H31V116H30ZM30 117H29V118H30ZM45 117H46V115H45ZM50 117H52V116H50ZM73 117H74V116H73ZM79 117H80V116H79ZM178 117H175V118H178ZM180 117H179V118H180ZM218 117H217V119H219V118L222 117V116H220L219 118H218ZM27 118H28V117H27ZM43 118H44V116H43ZM69 118H71V117H69ZM69 118H67V119H69ZM74 118H76V117H74ZM74 118H73V119H74ZM80 118H81V117H80ZM181 118H180V119H181ZM263 118H264V117H263ZM16 119H17V118H16ZM16 119H15V120H16ZM20 119H21V118H20ZM24 119H26V118H24ZM51 119H52V118H50V120H51ZM53 119H54V117H53ZM71 119H72V118H71ZM71 119H69V120H71ZM73 119H72V120H73ZM87 119H89L88 116H87ZM92 119H93V118H92ZM95 119H96V118H94V120H95ZM160 119H161V118H160ZM173 119H174V118H173ZM186 119H187V120H186ZM222 119H224V118L222 117ZM239 119H241V117H240ZM239 119H237L236 121H241V120H239ZM2 120H3V119H2ZM2 120H1V121H2ZM30 120H31V119H30ZM36 120H37V119H36ZM41 120H43V119L41 118ZM69 120H68V121H69ZM84 120H85V119H84ZM84 120H83V121H84ZM108 120H111V118L108 119ZM113 120H114V118H113ZM113 120H111V121H113ZM188 120H189V121H188ZM214 120H215V119H214ZM220 120H221V119H220ZM16 121L20 124V121H19V120H16ZM45 121H46V118L44 119V122H45ZM47 121H48V123H49V120H48V119H47ZM88 121H89V120H88ZM123 121H124V120H123ZM131 121H132V120H131ZM222 121H223V120H222ZM17 122H16V123H17ZM31 122H33V121H31ZM36 122H37V121H36ZM90 122H91V121H90ZM95 122H96V121H95ZM113 122H114V121H113ZM113 122H112V123H113ZM115 122H116V124H117L116 119H115ZM124 122H125V121H124ZM136 122H137V121H136ZM182 122H183L184 124H182ZM219 122H220V121H219ZM33 123H34V122H33ZM33 123H31V126H33V127L36 126V129H37V126H38L39 122H38V124L35 125V126H34ZM48 123H46V124H47V129H48V130H49V129L51 130V127H50V126H51L52 124L50 123L51 125L49 124L50 126H48ZM107 123H108V121H107ZM110 123H111V122H110ZM137 123H138V122H137ZM236 123H237V122H236ZM3 124H4V123H3ZM40 124H41V123H40ZM46 124H44V125H46ZM53 124H54V123H53ZM87 124H88V123H87ZM97 124H98V123H97ZM151 124H152V123H151ZM177 124H180V125H182V126L177 125ZM216 124H217V122L214 123L215 126H216ZM225 124H226V123H225ZM21 125H23V123L20 124V128L23 127V126L21 127ZM24 125H25V124H24ZM44 125H43V126H44ZM94 125H95V124H94ZM117 125H118V124H117ZM120 125H121V124H120ZM212 125H213V124H212ZM235 125H237V124H235ZM253 125H254V124H253ZM39 126H40V125H39ZM39 126H38V127H39ZM54 126H55V124H54L52 127H54ZM123 126H124V125H123ZM165 126H167V128H166ZM222 126H223V125H221V127H222ZM29 127H30V126H29ZM33 127H32L31 129H33ZM48 127H49V128H48ZM94 127H93V129H94ZM107 127H108V126H107ZM113 127H114V128H113ZM127 127H128V126H127ZM154 127H155V129H154ZM216 127H217V130H218V128H219L220 126L217 125ZM41 128L43 129L44 127H41ZM210 128H211V129H210ZM24 129H25V127H24ZM29 129H30V128H29ZM31 129H30V130H31ZM42 129H39V130H42ZM44 129H45V128H44ZM93 129H92V130H93ZM153 129H154V130H153ZM19 130H20V129H19ZM106 130H108V129H106ZM117 130H118V131H117ZM149 130H151V131H149ZM157 130H158V129H157ZM217 130L213 131L212 133H215V135H217V137H218V136H219V137H225V133H223L224 135L221 134L222 132H220V133L218 132V134H217V132H216ZM250 130H251V128H250ZM253 130H255V129H253ZM32 131H33V130H32ZM44 131H45V130H44ZM55 131H56V130H55ZM129 131H130V132H129ZM0 132H1V131H0ZM38 132H39V131H37L36 133H38ZM40 132H41V131H40ZM89 132H93V131H89ZM256 132H257V131H256ZM44 133H45V132H44ZM44 133H43V134H44ZM49 133H50V132H49ZM49 133H48V135H49ZM100 133H101V134H100ZM40 134H41V133H40ZM58 134H59V133H58ZM60 134H61V133H60ZM88 134H87V135H88ZM159 134H160L161 136H160ZM220 134H221L222 136H220ZM255 134H256V133H255ZM38 135H39V134H38ZM50 135H51V133H50ZM87 135H85L86 137H84V139H82L83 141H85V140H89V141L85 142L86 144H87L88 142H91L90 139H86V138L88 137ZM158 135H159V136H158ZM247 135H248V134H247ZM2 136H3V133L1 134V137H2ZM43 136H44V135H43ZM45 136H47V132H46V135H45ZM106 136H108V137H106ZM156 136H158V139L156 138ZM201 136H200V137H201ZM210 136H211V135H210ZM1 137H0V140H1V142H2V139H3V138L5 139V136L2 137V138H1ZM8 137H9V136H8ZM101 137H100V140L102 139ZM112 137H113L114 141H115V140L117 141V143L120 142V143L123 144L122 148H120V147H119V148H115V147L117 146V145H114V144H116V143H115L116 141L114 142V141L112 140ZM114 137H115V138H114ZM46 138H48V140L50 139L49 137H46ZM46 138L44 137L45 140H46ZM51 138H52L53 140H57V138L55 137V135H54V137H51ZM107 138H108V139H107ZM109 138H110V141H109ZM202 138L204 139V137H202ZM210 138H211V137H210ZM213 138H214V137H213ZM7 139H8V138H6V140H3V141L5 142V141H7ZM13 139H14V138H13ZM30 139H31V137H30ZM42 139H43V138H42ZM52 139H50V140H52ZM106 139H107V140H106ZM192 139H193V140H192ZM225 139H226V137H225ZM227 139H229V138L227 137ZM246 139H247V138H246ZM62 140H63V137H61V135H60V141H59V140H57L56 142L53 141V142H51V144L53 143L52 145H54V143H57V144H61V145H62V144L65 143V142L63 143ZM93 140H92V141H93ZM190 140H191V141H190ZM201 140H202V139H200L199 141H201ZM214 140H216V139H213V141H211V142H212V143L215 142ZM11 141H13V140H11ZM27 141H29V140H27ZM111 141H113L114 143L111 142ZM194 141H195V140H194ZM202 141H204V147H205V149H206V148H210V147H209V144H210L211 142L208 144V141H209V140L206 141V138H205V140H202ZM216 141H217V140H216ZM218 141H219V140H218ZM229 141H230V140H229ZM4 142H2V144H4ZM60 142H61V143H60ZM191 142H192V143H191ZM219 142H220V141H219ZM219 142H218V144H219ZM11 143H12V142H11ZM29 143H32V142H29ZM77 143H79L78 145L81 144V146L84 147V144L82 143V141H81V143H80V142H77ZM189 143H190L191 145H189ZM205 143H206V145H208L207 147H206ZM216 143H217V142H216ZM216 143H215V144H216ZM57 144H56V145H57ZM103 144H104V145H103ZM111 144H113V146H112ZM220 144H221V143H220ZM237 144H238V143H237ZM178 145H177V146H178ZM183 145H185V144H183ZM1 146H3V145H1ZM1 146H0V148H1ZM62 146H63V145H62ZM64 146H65V144H64ZM101 146H102V147H101ZM199 146H200V145H199ZM201 146H203V145H201ZM210 146H212V144H211ZM213 146H214V145H213ZM218 146L220 147V145H218ZM12 147H13V146H12ZM39 147L41 148L40 145H39ZM49 147H50V146H49ZM58 147H61V146L59 145ZM58 147H55V149H57V151L60 149V148L58 149ZM66 147H67V146H66ZM66 147H65V148H66ZM100 147H101V148H100ZM204 147H203V148H204ZM228 147H229V146H228ZM2 148H3V147H2ZM13 148H15V147H13ZM65 148H64L63 150H66ZM174 148H175V147H174ZM211 148H212V147H211ZM229 148H230V147H229ZM20 149H21V148H20ZM41 149H44V148H41ZM83 149H84V148H83ZM87 149H88V150H87ZM178 149H179V147H178ZM213 149H214V148H213ZM219 149L221 150V147H220ZM219 149H218V151H220ZM237 149H239V148L236 147V150H237ZM0 150H1V149H0ZM2 150H3V149H2ZM2 150H1V151H2ZM5 150H6V149H5ZM15 150H16V149H15ZM67 150H68V151H67V152L65 151V152H66L67 155H69V156H70V154H71V157H72V158H71V157H70V158L68 157V158H69V159H68L69 161H68V162L66 161V162L69 163V162H71V161L74 159V162H71V163H72V166H73V164H74V166H73L71 169H69L71 175H72V176H73V175H75V176L78 175V176H81V178H82V177H85V178L87 177L86 179H87V181H88V178L90 177L89 174L91 173V171L89 170V171H90V173H89L87 170L91 167V166H90L91 164H90L89 162L86 163L87 161H86V162L84 161L86 164L78 163V162H79V160H78V159H79V156L76 157V159H77V158H78V159L75 160V158L73 157L74 155L72 156V153H75V152H72V150H71V153L69 154L68 152L70 151V148H67ZM186 150H187V149H186ZM186 150L184 149V151H186ZM224 150H225V149H224ZM41 151H42V150H41ZM43 151H44V150H43ZM43 151H42V153H43ZM55 151H56V150H55ZM85 151H84V152H85ZM163 151L166 152V154H167V152H168V151H165V149H164ZM180 151H183V150H180ZM216 151H217V150H216ZM218 151H217V153H218ZM229 151H230V149H229ZM229 151H228V153H229ZM231 151H232V150H231ZM231 151H230V153H231ZM238 151H239V150H238ZM238 151H236V152H238ZM45 152H46V151H45ZM63 152H64V151H63ZM63 152H62V153H63ZM156 152H157V155H156ZM171 152H172V151H171ZM233 152H234V151H233ZM0 153H1V152H0ZM4 153H5V152H4ZM4 153L2 154L3 157L6 156ZM46 153H47V152H46ZM46 153H44V155H45ZM162 153H163V152H162ZM200 153L202 154V152H200ZM211 153H212V152H211ZM214 153H215V152H214ZM217 153H216V154H217ZM228 153H227V154H228ZM238 153L240 154V152H238ZM6 154H7V152H6ZM58 154H59V153H58ZM63 154H64V153H63ZM87 154H88V153H87ZM96 154H97V153H96ZM191 154H192V153H191ZM197 154H198V153H197ZM218 154H219V153H218ZM221 154H222V153H221ZM227 154H226V155H227ZM2 155H0V156H2ZM4 155H5V156H4ZM24 155L26 156V153H25ZM64 155H65V154H64ZM169 155H170V154H169ZM25 156H23V157L26 158ZM40 156H42V155H40ZM75 156H76V155H75ZM92 156H93V155H92ZM157 156H158V157H157ZM165 156H166V155H165ZM198 156H199V155H198ZM202 156H203V154H202ZM239 156L242 157V153H241ZM3 157H1V162H2V158H3ZM61 157H62V155H61ZM65 157H66V156H65ZM87 157H88V156H87ZM96 157H97V156H96ZM100 157H101V158H100ZM128 157H129V158H128ZM163 157H164V156H163ZM167 157H168V155H167L166 158H165L166 160H167ZM210 157H211V156H210ZM219 157H221L220 154H219ZM244 157H245V156H244ZM244 157H242L241 160H242ZM44 158H45V157H44ZM82 158H83V157H82ZM94 158H95V157H94ZM99 158H100L101 160H100ZM168 158H169V157H168ZM183 158L185 159L186 157L183 156ZM216 158H217V157H216ZM229 158H230V156H229ZM238 158H240V157H238ZM26 159H27V158H26ZM42 159H43V158H42ZM45 159H47V158H45ZM70 159H71V160H70ZM86 159H88V158H86ZM92 159H93V158H92ZM125 159H124V160H125ZM160 159H162V160H160ZM190 159H191V158H190ZM197 159H199V158L197 157ZM223 159H224V158H223ZM244 159H245V158H244ZM5 160H7L6 157H5ZM52 160H54V158H53ZM56 160H57V159H56ZM89 160H90V159H89ZM116 160H117V161H116ZM118 160H119V161H118ZM126 160H125V161H126ZM166 160H165V161H166ZM231 160H233V159L230 158V161H231ZM234 160H235V159H234ZM237 160H238V159H237ZM237 160H235V161H237ZM24 161H25V159H24ZM26 161H27V160H26ZM28 161H30V160H28ZM75 161H78V162L75 163ZM80 161H81V160H80ZM93 161H94V160H93ZM93 161H92V162H93ZM107 161H108V162L110 161V163H109L110 166L108 165V162H107ZM113 161H115V162H113ZM185 161H186V159H185L183 162H185ZM187 161H189V160H187ZM198 161H199V160H198ZM208 161H210V160H208ZM230 161H229V162H230ZM243 161H244V160H243ZM4 162H7V161H3V162L0 163V164L2 165ZM39 162H40V161H39ZM59 162H60V161H59ZM81 162H83V161H81ZM84 162H83V163H84ZM135 162H136V161H135ZM139 162H140V163H139ZM222 162H223V161H222ZM232 162H233V161H232ZM7 163H8V164H9V163L11 164V162H7ZM14 163H15V162H14ZM26 163H27V162H26ZM125 163H126V162H125ZM125 163H124V164H125ZM177 163H178V161H177ZM195 163H197V162H195ZM5 164H6V163H4L3 166H4V168L7 169V167H5ZM8 164H7L6 166H8ZM29 164H30V162H29ZM64 164H65V163H64ZM64 164H62V165H64ZM94 164H95V166H96V162H95ZM94 164H93V165H94ZM97 164H98V162H97ZM117 164H118V163H117ZM124 164H123V165H124ZM141 164L139 165V167H137V170L135 169L136 171H135L134 169H132L133 172H134V175H135L136 179H137V177H138V180H139V176L141 177V175H142V173H141L142 168L140 169ZM156 164H157V163H156ZM207 164H208V163H206V165H207ZM213 164H214V163H213ZM218 164H219V163H218ZM228 164H229V163H228ZM239 164H240V163H239ZM1 165H0V166H1ZM13 165L15 166V164H13ZM66 165H67V164H66ZM66 165H65V166H66ZM123 165H120V167L122 168ZM136 165H135V166H136ZM151 165H152V164H151ZM153 165H154V164H153ZM175 165H178V164H175ZM206 165H204V167H205ZM216 165H217V164H216ZM222 165H224V163H222ZM222 165H221V166H222ZM11 166H12V164H11ZM108 166H109V167H108ZM111 166H112V167H111ZM116 166L119 167V165H116ZM160 166H161V165H160ZM178 166H179V165H178ZM178 166H177V167H178ZM185 166H186V165H185ZM199 166H200V165H199ZM218 166H219V167H218ZM56 167H57V166H56ZM97 167H98V166H97ZM142 167H143V166H142ZM148 167H149V166H148ZM148 167H147V168H148ZM153 167H154V166H153ZM161 167H162V166H161ZM208 167H209V166H208ZM217 167H218V168H217L216 170H213V172H214V171L217 172V171L219 170V173H220V172L223 173V176H224L225 172L229 171L228 168H226V167H225V168L227 169V171H226V170H225V171L222 170L221 167H220V164L217 165ZM0 168L2 169V166H1ZM4 168H3V169H4ZM9 168H10V166H9ZM14 168H15V167H14ZM14 168H12L11 170H13ZM66 168H67V166H66ZM68 168H69V167H68ZM92 168H93V167H92ZM99 168H100V167H99ZM104 168H102V171H101V172H103V173L105 172V171H103ZM107 168H109V170H108ZM123 168H125V167H123ZM123 168H122V169H123ZM144 168L147 169V168H146V165H144L143 169H144ZM209 168H210V167H209ZM209 168H208V170H209ZM222 168L224 169V166H222ZM243 168H244V167H243ZM243 168L241 167V168L239 169V167H238L239 171H240L241 169H243ZM3 169H2V170H3ZM31 169H32V168H31ZM33 169H34V168H33ZM90 169H91V168H90ZM93 169H94V168H93ZM138 169H139L140 171H138ZM148 169H149V168H148ZM152 169L154 170V168H152ZM157 169H158V168H157ZM157 169H156V170H157ZM181 169H182V168H181ZM185 169H186V167L184 168V170H185ZM196 169H197V168H196ZM220 169H221V171H220ZM8 170H9V169H8ZM11 170H10V171H11ZM29 170H30V169H29ZM94 170H95V169H94ZM112 170L110 171V173H111L110 175H112L114 172H115V174H120V173H119V172H120L119 170H121V169H118V170H117V168H115L113 172H112ZM115 170H116V171H115ZM204 170H205V169H204ZM208 170H207V171H208ZM211 170H212V169H211ZM234 170H235V169H234ZM234 170H233V171H234ZM3 171H4V170H3ZM10 171H7V172L11 173ZM34 171H35V170H33V173L36 174V172H34ZM61 171H62V169H61ZM117 171H118V172H117ZM148 171H149V170H147V171L142 170L143 174H145V175H146V174L149 175V174H148ZM154 171H155V170H154ZM180 171H181V170H180ZM188 171H189V170H188ZM207 171H206V173H207ZM222 171H224V172H222ZM5 172H6V171H4V174H5ZM7 172H6V173H7ZM17 172H18V171H17ZM92 172H93V171H92ZM95 172H96V171H95ZM98 172H100V171H98ZM98 172H97V175H96V176H98V174H99ZM116 172H117V173H116ZM135 172L137 173V176H136ZM145 172H146V173H145ZM158 172H159V171H158ZM182 172H183V171H182ZM182 172H181V173H182ZM211 172H212V171H210V172H208V173H211ZM9 173L6 174V175H4L3 177L5 178V176H9ZM103 173H100V174H99V175H101V176H100V177H101V180H99V181L104 180L105 177L107 178V179H105V180H108V177H107L108 175L106 174V172H105L106 176H105V174H103ZM121 173H123L122 170H121ZM138 173L141 174V175H139ZM153 173H154V172H153ZM190 173H191V172H190ZM190 173H185V174H190ZM221 173H220V174H221ZM0 174H1V173H0ZM11 174H12V173H11ZM37 174H38V173H37ZM62 174H63V172H62ZM64 174H66V172H65ZM92 174H94V173H92ZM95 174H96V173H95ZM115 174H113V175H115ZM195 174H197V173H195ZM195 174H194L193 176H195ZM212 174H214V173H212ZM217 174H218V173H215L214 176L217 175ZM232 174H233V172H232ZM238 174H240V173H238ZM238 174H236V175H238ZM33 175H34V174H33ZM68 175H69V174H68ZM86 175H88L89 177L86 176ZM0 176H1V175H0ZM39 176H40V175H39ZM63 176H64V175H63ZM78 176H76V177L78 178ZM91 176H92V177H91L90 181H93V180L95 179V178L93 179V176H95V175H91ZM103 176H104V178H103ZM176 176H177V175H176ZM182 176H183V174H182ZM209 176H210V175H209ZM209 176H208V177H209ZM211 176H212V175H211ZM218 176H219L220 179H222L221 177H223L222 175H221V177H220V175H217V176H215V177L218 179ZM229 176H230V175H229ZM232 176L236 177V179H237V178H239L240 175H239L238 177L235 176V174L232 175ZM25 177H26V176H25ZM73 177H74V176H73ZM76 177H75V178H76ZM126 177L128 178V176H126ZM188 177H189V176H188ZM6 178H7V177H6ZM11 178H12V177H11ZM11 178H10V181H12ZM67 178H68V177H67ZM129 178L131 179V177H129ZM149 178H150V177L148 176V181H151V180H149ZM151 178H152V177H151ZM176 178H177V177H176ZM183 178H184V177H183ZM198 178H199V176H198ZM0 179H1V178H0ZM2 179H3V178H2ZM40 179H41V177H40ZM79 179H80V178H79ZM86 179H85V180H86ZM92 179H93V180H92ZM109 179H110V178H109ZM115 179H116V178H115ZM154 179H155V178H154ZM157 179H158V177H157ZM185 179H186V178H185ZM185 179H184V180H185ZM227 179H228V176H227ZM236 179H234V180L236 181ZM240 179H241V176H240ZM5 180H6V179H5ZM8 180H9V179H8ZM67 180H69V178H68ZM76 180H77V179H76ZM76 180H75V181H76ZM83 180H84V179H83ZM85 180H84V181H85ZM113 180H114V179H113ZM172 180H173V179H172ZM177 180H178V179H177ZM195 180H197V179L195 178ZM215 180H216V179H215ZM234 180H233V181H234ZM237 180H239V179H237ZM0 181H1L0 184L2 185V183H4V182H3V180H0ZM54 181H55V180H54ZM58 181H59V180H58ZM71 181H73L72 178H71L70 182H71ZM87 181H86V182H87ZM133 181H134V180H133ZM133 181H132V182H133ZM175 181H176V180H175ZM175 181H174V182H175ZM190 181H191V180H190ZM199 181H200V180H199ZM199 181L197 182L198 185H199ZM235 181H234V182H235ZM18 182H19V181H18ZM35 182H37V181H35ZM42 182L44 183V182H47V181H46V180H42ZM63 182H64V181H63ZM70 182H68V183L70 184ZM95 182H96V180H95ZM95 182H94V183H95ZM97 182H98V181H97ZM97 182H96V183H97ZM103 182H104V181H102V183H103ZM107 182H108V181H107ZM134 182H135V181H134ZM174 182L172 183V186H174V185H173ZM186 182H187V181H186ZM215 182H217V181H215ZM221 182H222V181H221ZM229 182L231 183L232 180L229 181ZM234 182H232V184H234ZM8 183H9V182L7 181V183H5V184L3 185L4 188H5V185L8 184ZM12 183H13V182H12ZM39 183H41V182H39ZM39 183H38V184H39ZM49 183H50V182H49ZM52 183H53V181H52ZM59 183H60V182H59ZM66 183H67V182H66ZM89 183H91V182H89ZM100 183H101V182H100ZM102 183H101V184H102ZM150 183H151V182H150ZM179 183H180V182H179ZM230 183H229V184H230ZM38 184H37V185H38ZM45 184H46V183H45ZM54 184L57 185V184H58L57 181L54 182ZM54 184H53V187H54ZM71 184H72V183H71ZM78 184H80V182H79ZM98 184H99V182H98ZM103 184H104V183H103ZM125 184H128V183H125ZM191 184H193V183H191ZM236 184H237V183H236ZM10 185H11L10 188H12V189H11L12 192H11V190H10V192L13 193V192L15 191V189L13 188L12 184H10ZM24 185H26V181H25V184H24ZM30 185H32V184H30ZM34 185H35V184H34ZM34 185H32V186H34ZM39 185H40V184H39ZM39 185H38V186H39ZM48 185H49V184H48ZM61 185H62V184H61ZM72 185H73V184H72ZM72 185H71V187H72ZM80 185H82V183H81ZM96 185H97V184H96ZM99 185H100V184H99ZM99 185H98V187H99ZM104 185H105V184H104ZM129 185H131V184H129ZM133 185H136V184L133 183ZM177 185H178V183H177ZM177 185H176V186H177ZM222 185H223V183H222ZM6 186H7V185H6ZM59 186H60V185H59ZM59 186H58V189H59ZM68 186H69V185H68ZM78 186H79V185H78ZM78 186H77V187H78ZM106 186H108V185H105V187H106ZM109 186H110V185H109ZM116 186H117V184H116ZM149 186H150V184H149ZM152 186H153V185L151 184V188H153ZM1 187H2V186H1ZM30 187H31V186H30ZM34 187H35V186H34ZM49 187H50V188H53V187H51V185H50ZM56 187H57V186H56ZM62 187H63V186H62ZM74 187H75V186H74ZM80 187H81V186H80ZM95 187H96V186H95ZM95 187H94V188H95ZM132 187H133V186H131V188H132ZM135 187H136V186H135ZM137 187H138V186H137ZM137 187H136V190H137L138 188H140V187H138V188H137ZM181 187H182V186H181ZM201 187H202V186H201ZM234 187H235V185H234ZM31 188H32V187H31ZM66 188H69V187H66ZM107 188H108V187H107ZM111 188H112V187H111ZM111 188H110V189H111ZM126 188H127V187H126ZM131 188H130V189H131ZM178 188H179V186H178ZM183 188H184V186H183ZM211 188H212V187H211ZM7 189H9V185H8V188H7ZM7 189H6V190H7ZM38 189H39V188H37L36 190L38 191ZM56 189H57V188H56ZM63 189H64V188H63ZM71 189H72V188H71ZM86 189H88V188L86 187ZM92 189H93V187H92ZM92 189H91V191H92ZM101 189H102V188H101ZM104 189H105V188H104ZM114 189H115V188H114ZM117 189H118V188H117ZM132 189H134V188H132ZM132 189H131V190H132ZM170 189H172V188H170ZM190 189L193 190L194 188H193V189L190 188ZM201 189H202V190H201ZM201 189H200V191H199V192H200L199 195H201V193L203 194V188H201ZM213 189H214V188H212V190H213ZM13 190H14V191H13ZM29 190H30V189H29ZM51 190H52L54 193H56V192H55V189H54V190L51 189ZM60 190H61V191H60ZM60 190H57V191L60 192V193H62V189H61V188H60ZM66 190H67V189H66ZM89 190H90V189H89ZM138 190H139V189H138ZM173 190H175V189H173ZM194 190H196V189H194ZM7 191H8V190H7ZM7 191H6V192H7ZM68 191H69V190H68ZM101 191H102V190H101ZM134 191H135V190H134ZM180 191L182 192V190H180ZM183 191H186V190H183ZM197 191H198V190H197ZM1 192H2V191H1ZM1 192H0V195L2 194ZM8 192H9V191H8ZM8 192H7V193H8ZM44 192H45V191H44ZM48 192L50 193L51 191L49 190ZM48 192H46V194H48ZM58 192H57V193H58ZM103 192H104V191H103ZM135 192H136V191H135ZM14 193H15V192H14ZM54 193H53V194H54ZM99 193H100V192H99ZM104 193H105V192H104ZM111 193H114V191H113V192L111 191ZM111 193H110V194H111ZM141 193H142V191H138V192L135 194L136 196L131 195V197H136V198H137V196H138L139 194H140L139 196H141ZM176 193H177V192H176ZM189 193H190V192H189ZM51 194H52V193H51ZM63 194H64V192H63ZM63 194H62V195H63ZM95 194H96V193H95ZM97 194H98V191H97ZM101 194L103 195L102 192H101L99 195H101ZM193 194H194V193H193ZM34 195H36L35 192H34ZM48 195H49V194H48ZM60 195H61V194H60ZM66 195H67V194H66ZM99 195H98V196H99ZM113 195H114V194H113ZM113 195H112V196H113ZM142 195H143L146 199H148V198L146 197V195H144V193H143ZM181 195H182V194H181ZM1 196H2V195H1ZM9 196L11 197L12 195H9ZM9 196H8V197H9ZM49 196H50V195H49ZM104 196H105V195H104ZM104 196H103V197H104ZM139 196H138V198H139ZM179 196H180V195H179ZM192 196H193V195H191L190 197H192ZM201 196H202V195H201ZM201 196H200V197H201ZM51 197H52V196H51ZM51 197H50V198H51ZM55 197H56V194H55ZM57 197H58V196H57ZM63 197L65 198V194H64ZM105 197H106V196H105ZM172 197H173V196H172ZM182 197H183V196H182ZM6 198H7V197H6ZM15 198H16V197H15ZM48 198H49V197H48ZM89 198H90V197H89ZM110 198H111V197H110ZM136 198H135V199H136ZM138 198H137V199H138ZM173 198H174V197H173ZM176 198H177V197L175 196V199H174V200H176ZM8 199H9V198H8ZM8 199H7V201H9ZM12 199H13V198H12ZM12 199H11V202H12ZM32 199H34V197H33ZM36 199H37V198H36ZM36 199L32 200V201H33V204H30V203L32 202V201H30L31 199L28 201L29 204H27V208H26V209H28V210H27V211H26V210H23V211H25V213L23 212L24 214L22 213L23 215L20 214V213H18L20 210H19L18 212H16V211L18 210V209H17L18 207L16 208L17 210L14 209V208L16 207V205H17V204L14 203V201H13V203H14L15 205H14L13 203H12L13 205H12L11 203H9V205H12V207L6 206V205L4 204L6 207H9V209H10V208L12 209V210L10 209V210H11V213H13L12 216H11V220L13 221V224L15 225V229H16V230H15V234H14L15 237H16L14 242H15L16 244H15V245L7 244L5 241H6V240L10 241V240H9V239H6V238H1V237H0V264H16V261H15V259L13 258L14 255H19L20 258H21L22 260H23L24 258L28 259V258L31 257V260H30V261H32V257L34 258L35 256L38 255L37 253L41 252V251L38 250V249L41 248V246H42V244H41V246L39 245L40 247H38V246L36 247V246L34 245V244H35V243H34V238H36V236L34 235V238H33V239L31 238V236L33 237V232H37V233L39 234L40 238H42V239L45 241V243L48 245V246H47L48 248H46V246H45L46 250H50V252H51V251H52V252H55V255H56V256L58 255V258H60L59 260H61L62 262H64V264H69V262H70V260H72V258H73V261H74L75 256L78 257V261H79L78 263H79V264H80V263L83 264L84 262L86 263V262H89V261H91L92 263H94V262L97 263V262H98L97 264H99V263H100V264H112L111 261H110L111 263H109V262L107 261L108 258H109L110 260H111L112 258L107 254V252H105V253L103 252V251H104V250H103L104 248H101V246L104 247L105 243H103L102 241H100V242L103 244V245L101 244L100 246H98L99 243H100L99 241H98V244H96V243L92 244L93 241L97 242V240H96L97 237H95V236L93 237V234H89V236L92 235V237L89 238V237L87 236L88 234H87V235H86V233L83 234L84 232H83L82 234H77L76 231H75L76 233H74V231L72 232L71 229L68 231V230H66V229L64 230V228L61 227V226H63L64 224H67V223H66V220L69 221L68 218H69L70 220L72 219V220H73L72 222L75 223L76 225H77V223L80 221V219H82V218H81L79 215H77L76 213H75L76 215L73 214V213H74V212H73L74 210H72V212H71L72 214H70V213H69V210H68V214H67V215H66V212L64 211V213H65L64 215H65V217H66V218H65L66 220H64L65 223H63V222H62V219H63L64 217L62 216V219H61L60 215H62V214H61V212L58 213L59 210H57V212H53V214H51V213H48V214H47V213H45V210H44L41 206H39V205L36 206L37 204H36V202H34V201H36ZM52 199H53V198H51L50 203H48L47 206L50 205V206L53 207L54 203L56 204L57 201H58V202H59V200L61 201V197H60V199L58 198L59 200H57V201H56V200H52ZM113 199H115V202H116V197H115V195H114V197H112L111 200L113 201ZM139 199H140L141 201H143L141 197H140ZM188 199H189V198H188ZM190 199H191V198H190ZM192 199H193V198H192ZM91 200H92V199H91ZM93 200H94V199H93ZM140 200H139V202H140ZM195 200H196V199H195ZM16 201H18V200L16 199ZM48 201H49V199H48ZM51 201H54V203L51 202ZM64 201H66V200H64ZM64 201L62 200V202H63L64 204H66ZM67 201H68V200H67ZM181 201H182V200H181ZM197 201H198V200H197ZM5 202H6V201H5ZM18 202H19V201H18ZM18 202H17V203H18ZM58 202H57V203H58ZM85 202H86V201H85ZM89 202H90V199H89ZM91 202H92V201H91ZM115 202H114V203H115ZM139 202H138V203H139ZM175 202H178V201H175ZM187 202L190 203L188 200H187ZM200 202H201V200H200ZM34 203H35V204H34ZM52 203H53V205H52ZM67 203L69 204V203H71V202L68 201ZM86 203H88V202H86ZM138 203H135V204H138ZM143 203H146V204H144V206L147 205V206H150V207H151L150 203H149V205L147 204V202H144V201H143ZM143 203H141L140 205L138 204V205L141 206ZM188 203H187V204H188ZM205 203H207V201H206ZM6 204H7V202H6ZM59 204H60V203H59ZM64 204H63V206H65ZM68 204H67V205H68ZM90 204H91V203H90ZM92 204H93V202H92ZM94 204H96V203L94 202ZM107 204H108V202H107ZM116 204H117V202H116ZM133 204H134V203H133ZM190 204H191V203H190ZM34 205H35V206H34ZM57 205H58V204H57ZM57 205H55V206H57ZM60 205H61V204H60ZM96 205H97V204H96ZM131 205H132V204H131ZM154 205H155V204H154ZM175 205H176V203H175ZM182 205H184V203H183ZM21 206H24V204H22ZM28 206H31V208L28 207ZM63 206H62V209L64 208ZM93 206H94V205H93ZM123 206H124V204H123ZM134 206L136 207V205H134ZM173 206H174V205H173ZM200 206H204V205H201V203H200ZM205 206H206V205H205ZM25 207H26V205L24 206V208H25ZM60 207H61V206H60ZM95 207H96V206H95ZM95 207H94V211H92V212H93V213L96 212L95 214L97 215L98 212H97V210H95ZM142 207H143V206H142ZM145 207H146V206H145ZM145 207H144V208H145ZM158 207H159V206H158ZM179 207H181V206H179ZM179 207H178V208H179ZM183 207H184V206H183ZM183 207H182V208H183ZM190 207H192V206L190 205ZM24 208H23V209H24ZM49 208H50V207H49ZM55 208H56V207H55ZM58 208H59V206H58ZM58 208H57V209H58ZM107 208H108V207H107ZM117 208H119V207H117ZM178 208H177V209H178ZM182 208H181V210H182ZM200 208H201V207H200ZM263 208H264V207H263ZM29 209H30L31 211H30ZM50 209H51V208H50ZM52 209H53V208H52ZM108 209H109V208H108ZM123 209L126 210V211L124 210L125 212L123 211V212H124V213H123L124 216L128 214L129 217H130V214H129L130 212H129V210L126 209L125 207H123ZM137 209H138V208H137ZM139 209H140V207H139ZM147 209H149V208L146 207V208H145V211H146ZM158 209H159V208H158ZM173 209H174V208H173ZM179 209H180V208H179ZM179 209H178V211H179ZM206 209H208V207H206ZM15 210H16V211H15ZM41 210L44 211V214H43V215H41ZM47 210H48V209H47ZM85 210H86V209H85ZM91 210H92V209H91ZM109 210H110V209H109ZM127 210H128V212H127ZM151 210H152V209H151ZM192 210H193V209H192ZM32 211H33V213H32ZM50 211H52V210H50ZM60 211H62V213H63V210H60ZM66 211H67V210H66ZM148 211H150V210H148ZM173 211H174V210H173ZM175 211H176V212H175ZM175 211H174L175 213H178L177 210H175ZM20 212H21V211H20ZM26 212H27L28 214H27ZM29 212H30V213H29ZM48 212H49V211H48ZM104 212H105V211H104ZM104 212H102V215H105ZM106 212H107V210H106ZM117 212L119 213L118 210L116 211V213H117ZM126 212H127V213H126ZM159 212H160V211H159ZM182 212H183V210H182ZM207 212H208V211H207ZM259 212H260V211H259ZM261 212H262V211H261ZM263 212H264V210H263ZM57 213H58V214H57ZM147 213H148V212H147ZM150 213H152V212L150 211ZM179 213H180V212H179ZM30 214H31V216H30ZM144 214H145V215H144ZM144 214H143V215L146 216V213H144ZM259 214H260V213H259ZM20 215H21V216H20ZM28 215H29V216H28ZM71 215H72V216H71ZM141 215H142V214H141ZM176 215H177V214H176ZM181 215H183V214H181ZM255 215H256V214H255ZM262 215H264V213H262ZM262 215H260V217H261V222H259L260 225H263L262 223H264V221L262 220V219H263V216H262ZM25 216H27V217H25ZM49 216H50V218H49ZM94 216H95V215H94ZM98 216H99V217H98ZM98 216H97V218H98V219H101V218H100V217H101L100 214H98ZM110 216H111V215H110ZM150 216H151V215H150ZM185 216H186V215H185ZM251 216H252V215H251ZM256 216H257V215H256ZM129 217L126 216L125 218H127V219L124 218V219H125V222L127 221V225H129V222H130V221H128V220L130 219ZM146 217H147V216H146ZM179 217H180V215H179ZM204 217H205V216H204ZM253 217H254V216H253ZM257 217L259 218V216H257ZM257 217H256V218H257ZM76 218H78V219H77L78 221H76ZM79 218H80V219H79ZM97 218H96V219H97ZM147 218H148V217H147ZM147 218H146V219H147ZM184 218H185V217H184ZM184 218H183V219H184ZM250 218H251V217H250ZM258 218H257V219H258ZM74 219H75V220H74ZM98 219H97V220H98ZM144 219H145V217H144ZM251 219H252V218H251ZM253 219H255V218H253ZM257 219H256V220H257ZM259 219H260V218H259ZM97 220H95V221H97ZM130 220H131V219H130ZM152 220H154V219H152ZM158 220H160V219H156V220H155V221H156L155 224L157 223ZM162 220H163V219H162ZM162 220H161V222H162ZM256 220H255V223H256ZM50 221H52V222H50ZM81 221L84 222L83 220H81ZM81 221H80V223L82 224ZM99 221H100V220H99ZM99 221H98V222H99ZM104 221H106V220H105V217H104ZM139 221H140V220H139ZM145 221H146V220H145ZM182 221H183V220H182ZM184 221H185V220H184ZM258 221H260V220H258ZM72 222H71V224H72ZM76 222H77V223H76ZM100 222H101V223H100ZM100 222H99V223L102 224V227H101V228H104V229H105V227H106V222H105V224H103L102 220H101ZM146 222H147V221H146ZM149 222H153V221L150 220ZM159 222H160V221H158L157 224H159ZM235 222H236V221H235ZM248 222H249V221H248ZM68 223H70V222H68ZM80 223H78V224L81 225ZM53 224H54L55 226L57 225V227H55ZM84 224H85V223H84ZM84 224H82V225H84ZM100 224H99V225H100ZM107 224H108V222H107ZM155 224H154V226H155ZM247 224H248V223H247ZM52 225H53V226H52ZM73 225H74V224H73ZM104 225H105V226H104ZM108 225H109V224H108ZM150 225H152V223H151ZM150 225H149V226H150ZM233 225H234V224H233ZM136 226H137V225H136ZM152 226H153V225H152ZM188 226H189V225H188ZM241 226H242V225H241ZM245 226H246V224H245ZM245 226H243L242 228H244ZM251 226H252V225H251ZM256 226H257L256 229L259 228L258 224H255V226H253V227H254L253 230H255V227H256ZM263 226H264V225H263ZM263 226H262V227H263ZM137 227H138V226H137ZM150 227H151V226H150ZM158 227H163V226L158 225V226L155 228L156 230H153V231H152V229H150V230H151L152 232H154V233L151 234V233H152V232H151V233H150V236L148 235V236H149V241H150V239L153 238L152 241H151V243H152L151 246L154 244V245L152 246L153 248H155V247H157V248L159 247V248H160L161 245L163 244V245H162V249L165 247V248H164V250H165V249H166V246H165L166 243H167V246H168V244L171 243V242L168 243L169 241L166 242L167 240H169V238H171V237H170L171 235H168L169 230L167 229L168 232H166L167 230H166V228H165L164 231H165V233H166V236H167V235L169 236V238H168V236H167V237H166L167 239H165L164 234H163L164 231L161 230L162 228L159 229ZM253 227H252V228H253ZM262 227L260 226V228H262ZM121 228H122V227H121ZM151 228H152V227H151ZM250 228H251V227H250ZM260 228H259V229H260ZM126 229H127V227H126ZM126 229H125V230H126ZM128 229H130V228H128ZM128 229H127V230H128ZM157 229H159V230H161V231L159 232ZM239 229H241V228H239ZM248 229H249V228H248ZM259 229L253 231V232L255 233V234H254V233H253V234H254V236H256V237L258 238V239H257V242H258V240H259V242L262 243V242H264V240H263V239H264V236H263V238H262L261 236H259V235H260L259 233H261V232H258V233H257V231H262V230L264 229V227H263L261 230H259ZM138 230H139V229H138ZM237 230H238V228H237ZM241 230H242V229H241ZM103 231H104V230H103ZM157 231H158V233H160L162 236H161L160 234H159V235H160V236H159L158 233H157ZM162 231H163V232H162ZM244 231H245V229H244ZM30 233H32V235H31ZM79 233H80V232H79ZM147 233H148V232H147ZM169 233H173V232H169ZM256 233H257L258 235H257ZM121 234H122V233H121ZM121 234H120V236H121ZM140 234H141V233H140ZM154 234H157L159 237H158L157 235L155 236ZM261 234H263V231H262ZM141 235H142V234H141ZM141 235H140V236H141ZM151 235L153 236L152 238H151ZM236 235H237V234H236ZM242 235H244V234H242ZM248 235H249V234H248ZM250 235H251V234H250ZM154 236H155V237H154ZM172 236H173V234H172ZM175 236H176V235L173 236V237H174V238H173V241H176V239H177V237H175ZM233 236H234V238H235V235H233ZM251 236H252V235H251ZM9 237H10V236H9ZM116 237H117V236H116ZM142 237H143V236H141V239H142ZM160 237H161V238H160ZM163 237H164V240H165L166 243H165L164 240L162 239ZM259 237H260V238H259ZM156 238H157V239H156ZM175 238H176V239H175ZM239 238H240V237H239ZM261 238H262V239H261ZM92 239H93V241H92ZM98 239H99V238H98ZM236 239H237V237H236ZM253 239H254V238H253ZM253 239H252V241H255V240H253ZM260 239H261V241H260ZM43 240H42V242H43ZM153 240H155L156 243H155ZM157 240H159V241L157 242ZM237 240H238V239H237ZM237 240H236V241H237ZM243 240H244V237H243ZM37 241H38V240H37ZM64 241H67L68 243H67V242L65 243ZM147 241H148V240H147ZM149 241H148V242H149ZM162 241H163V243L161 244ZM171 241H172V240H171ZM173 241H172V242H173ZM224 241H225V240H224ZM240 241H241V240H240ZM249 241H250V239L248 240V242H249ZM35 242H36V240H35ZM63 242L65 243V245L63 244ZM159 242H160V244L158 245ZM238 242H239V241H238ZM245 242H246V241H245ZM248 242H246V243H248ZM257 242H251V241H250L249 244L247 245V246L250 245V246L252 247V253H253V251H254L255 249L257 250V251L255 250L253 254H255L256 252H258V250H260L259 247H262V246L260 245L259 242H258V244H257V245L259 246L258 248L256 247V245L253 246V244H254V243L256 244ZM39 243H40V242H39ZM71 243H72V245H70ZM145 243H146V241H145ZM145 243H144V244H145ZM179 243H181V242L179 241ZM250 243H253V244H250ZM95 244H96V245H95ZM139 244H140V241H139ZM141 244H142V243H141ZM144 244H142L143 247H147V246H144ZM146 244H147V243H146ZM149 244H150V243H149ZM164 244H165V245H164ZM175 244H176V243H175ZM238 244H240V243H238ZM244 244H245V243H244ZM263 244H264V243H263ZM222 245H224V243H222ZM73 246H74V248H73ZM172 246H173V250H174V248H176V245H175V247H174V243H172ZM238 246H239V245H238ZM238 246H237V247H238ZM240 246H241V245H240ZM250 246H249V247H250ZM237 247H235V248H237ZM253 247H255V248H253ZM263 247H264V246H263ZM43 248H44V247H43ZM45 248H44V249H45ZM105 248H106V247H105ZM141 248H142V246H141ZM141 248H140V249H141ZM153 248H152V249H153ZM232 248H234V247H232ZM240 248H241V247H240ZM138 249H139V248H138ZM142 249H143V248H142ZM145 249H146L147 252H148V249H147V248H144L143 250L145 251ZM150 249H151V248H150ZM152 249H151V250H152ZM225 249H226V248H225ZM238 249H239V248H238ZM238 249H237V250H238ZM241 249H242V248H241ZM115 250H116V248H115ZM155 250H157V251L160 250V251H161V249L158 250V249H156V248H155ZM209 250H211V249H209ZM234 250H236V249H234ZM237 250H236V251H237ZM243 250H247V249H243ZM43 251H44V250H43ZM153 251H154V250H153ZM157 251H155V252H157ZM160 251L158 252L159 255H160ZM162 251H163V250H162ZM162 251H161V252H162ZM226 251L228 252L229 250H226ZM236 251H235V254H238V255H237L235 258H236L237 260H240L241 257H242L243 259H244V257L247 259V258L249 257V255H250L251 249L248 250V251H250L249 253H248L247 251H246L247 253H246L245 251H243L245 254H244L242 251H241V253H240V252L237 253ZM147 252H146V253H147ZM164 252H165V251H164ZM164 252H163V254H165ZM260 252H261V251H260ZM42 253H44V252H42ZM116 253H117V250H116ZM116 253H115V254H116ZM148 253H149V252H148ZM152 253H153V252H152ZM168 253H169V251L166 250V254H167V255H168ZM176 253H177V252H176ZM224 253H226V252H224ZM106 254H107V255H106ZM117 254H120V253L118 252ZM155 254H156V253H155ZM163 254H161V257L163 256ZM210 254H211V253H210ZM210 254H209V256H210ZM235 254H234L233 256H235ZM239 254H241V255H243V256L240 255V257L238 258ZM246 254L248 255V257H246V256H247ZM253 254H251L252 257H251V256L249 257L250 259L253 258ZM262 254H263V256H264V253H263V252L261 253V255H262ZM231 255H232V254H231ZM231 255H227L228 257L226 256V257H227L226 259L223 258V259L225 260L223 264H225V262H227V261H226L227 259H229L230 261H232L231 259L233 258V256L230 257ZM244 255H245V256H244ZM256 255H257V254H256ZM256 255H255V256H256ZM38 256H39V255H38ZM107 256H109V257L106 259L105 257H107ZM117 256H118L117 258H120L119 255H117ZM121 256H122V253H121ZM156 256H157V255H156ZM39 257H40V256H39ZM152 257H153V256H152ZM157 257H158V256H157ZM161 257H160V258H161ZM164 257H165V256H163L162 258H163V259H166V258L169 259L168 256H166V258H164ZM175 257H176V256H175ZM175 257H173V259H174ZM229 257H230L231 259H230ZM261 257H262V256H261ZM41 258H42V256H41ZM41 258H40V259H41ZM123 258H124V256H123ZM154 258H155V257H154ZM258 258H260V254H259V257H258ZM17 259H18V258H17ZM17 259H16V260H17ZM35 259H36V257H35ZM35 259H34V260H35ZM132 259H134V258H132ZM132 259H131V260H132ZM158 259H159V257H158ZM18 260H19V259H18ZM28 260H29V259H28ZM41 260L44 261L43 259H41ZM118 260H120L121 262H120V261H119V262L122 263V264H125L126 262H127L128 264L131 263V262L127 261V260H129V259L125 260V261H126V262L124 261L125 263L122 261L123 259H118ZM118 260H117V261H118ZM229 260H228V262H229ZM244 260H245V259H244ZM252 260H253V261H252ZM252 260H250V261L254 262V261H256L257 259H256V260L252 259ZM258 260H259V259H258ZM26 261H27V260H26ZM39 261H40V260H39ZM61 261H60V262H61ZM73 261H71L70 264H73V263H74V264H77V263H76V262H77V258H76V262H75V261L73 262ZM233 261H234V259H233ZM20 262H21V261H20ZM22 262H23V261H22ZM46 262H47V263H50V262H48V261H46ZM113 262L115 263V261H113ZM138 262H139V261H138ZM207 262H208V261H207ZM252 262H251V263H252ZM43 263H44V262H43ZM53 263H54V262H53ZM96 263H95V264H96ZM114 263H113V264H114ZM135 263H136V262H133V264H135ZM169 263H170V262H169ZM218 263H219V261H218L216 264H218ZM221 263H222V262H221ZM221 263H219V264H221ZM229 263H230V262H229ZM231 263L233 264V263H237V262H231ZM240 263H241V262H240ZM256 263H258V262L256 261ZM256 263H255V264H256ZM45 264H46V263H45ZM86 264H89V263H86ZM227 264H228V263H227ZM237 264H238V263H237ZM241 264H242V263H241ZM249 264H250V262H249Z\"/></svg>",
	"mask_w": 264,
	"mask_h": 264
}]
</instances>
